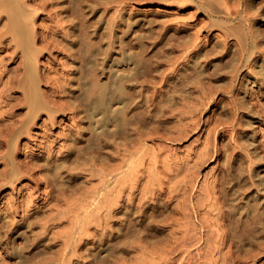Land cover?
Returning <instances> with one entry per match:
<instances>
[{"label": "rangeland", "instance_id": "obj_1", "mask_svg": "<svg viewBox=\"0 0 264 264\" xmlns=\"http://www.w3.org/2000/svg\"><path fill=\"white\" fill-rule=\"evenodd\" d=\"M32 1L27 0V2H26V0H25V2H24L21 0V3L22 2L25 3V5H26V7L24 6L25 10H26V8H28V9L31 8L30 9L31 11H32V9L34 10V11H32L33 13L30 11V13H28V14L31 16V19H32L31 21L34 20L33 21L34 22L33 27L36 29V30L34 29L35 30L34 32L35 33L37 32L36 33V39H35V46L37 49L41 50V51L38 50L39 54H37V56H38L37 57V63H35V64H36V68H37L36 69L37 78L39 79L38 90L42 95L41 100H42L44 108H42V110H38L37 113L30 119H28L26 116L24 117V115H23V112H24V114H25V112H28L27 107L25 105H22V104L18 105V102L21 100L20 91H22L21 90L22 88L21 87L19 88L18 85L15 83L16 80L21 79L24 75L22 73L23 70L21 67L24 64L23 63L24 57L19 52V50H15L13 47H11V45L13 46V43H11L8 40L10 38L9 34L8 35L6 34L5 37L3 36L4 39L3 38L0 39V42L2 40V42L0 43V48H1L0 49V58L1 57L3 58V63H0V68H1L0 72L4 71V70H5L4 72H6V73H3L1 76L0 89L2 87L1 86L2 83H4V80H6L5 82H7L9 79L10 85L13 81H14L13 84H16V85H11V87H14V88H10V90H6L7 92H5L4 95L6 96L5 98H7V99H5V100L1 99L2 103H3V101H5V103H3L2 105H3V107L5 106L4 110H6L4 112V115L2 118H3V120H7V123H8V120H10V122L12 123L11 124L9 122L10 125H8L6 133H10L11 131H15L16 134H14V132H11L12 134H10L9 137H7L8 136L7 134L5 135L7 139L8 138L10 139V142H9L10 146H9V153H8L9 160H8V158H7L8 161L6 160L7 161V168H5L6 163L4 162V159L2 161H1V159H2L3 155L6 154L8 146L3 141V139H5V136L3 135V137H2L0 135V138H2V139H0V142L2 141L0 143V145H1L0 148L2 147V149H3V150L0 149V152H1L0 153V172H1L0 173V175H1L0 176V185H2V186H0V264H19V263L22 264L21 260H23V264H62V263L64 264V262H65V264H264V63H263L264 62V53H263L264 51H262V50H264V0H239V1L238 0H224V1L223 0H215V1L214 0H206V1L205 0H185L184 2H187V4L184 3L182 0H180V1L179 0H176V1H174V0H171V1L170 0H112V1L107 0V2H106V0H104L105 2H103V0H93V1L92 0H87V1L83 0V1H81L82 3H80L81 6L79 5V2H78L80 0H32ZM181 1L183 2V4L178 3ZM207 1L208 2L211 1L210 3L213 4L215 7L217 5L219 6V4L216 5V3L220 2V3L224 4V5L220 4V7L222 5L221 8L219 7L220 8L219 10L221 12H219V10L217 8L218 6H217L216 7V10H217L216 13H212L210 8H208V5L205 4V2H207ZM28 2L30 4H28ZM77 2H78V4H77ZM200 3H203L202 7L200 6ZM236 3H237V5H236ZM105 4L107 7L105 6ZM126 4H128V5H126ZM225 5H226V7H225ZM122 6H123V8H122ZM79 8H80L81 12H79ZM116 8L118 9V11ZM223 8H226L228 10L223 9ZM222 11H223V13H222ZM26 12H27V10H26ZM115 13H118V14H115ZM225 13H228V14H225ZM2 15L3 16L1 17V21H0V28L1 29H3V25L5 24V20H6L5 14L3 13ZM179 15L183 16V17H180ZM115 16H118V17L115 18ZM174 16H175V20L173 21ZM184 16H185V18H184ZM99 17H101L102 19L101 18L99 19ZM191 17H193V18H191ZM159 19H163V20L165 19V20L161 21ZM176 19H177V21H176ZM240 19H242V20H240ZM3 20H4V22H3ZM156 20H158V21H156ZM166 20H167V23H166ZM170 20H172V21H170ZM225 21L226 22L228 21L227 24ZM149 22H151V23H149ZM154 22H156V23H154ZM162 22H163V24L165 22L166 25L161 24ZM180 22H181V26H180ZM82 23L85 24L84 27L82 26L83 25ZM168 23H170V24H168ZM176 23L179 25H177ZM149 24L152 26H150ZM158 24H160V25H158ZM184 24H185V26H184ZM200 24H202V25H200ZM86 26H87V28H85ZM161 26L164 28H162ZM173 26L174 27L176 26V27L172 28ZM193 26L196 28L194 29ZM228 26H229V28H228ZM237 26H238L239 30L236 28ZM240 26L242 27L241 29H240ZM184 27H186V28H184ZM199 27L201 28V30ZM81 28H83V29H81ZM230 28H231V30H230ZM153 29H155V30H153ZM188 29H190V31ZM192 29L196 30V32L193 31ZM232 29H233V31L234 30L235 31L233 32ZM81 30L84 32L81 33ZM159 30H161V31H159ZM236 30H238L237 33H236ZM240 30L242 33L240 32ZM248 30H249V33H248ZM227 31H229L231 34ZM243 31H245V32H243ZM156 32L158 33L157 35H156ZM188 32L190 33L189 34L190 36L188 35ZM192 32H193V34H192ZM222 32L225 34H223ZM238 32L240 35H237ZM252 32H254L255 34L257 33L258 35L257 34L255 35ZM83 33L86 34L87 37H86V35L84 37ZM179 33H181V34H179ZM243 33L244 34L246 33V36H244ZM149 34L152 35L153 37L155 36V38H152V36H150ZM173 34H176L177 37H175L176 35L174 36ZM184 34H185V36H184L185 40L184 41H186L185 43L189 44V42H190V45H188V46L183 41V39H184L183 35ZM196 34L198 36H196ZM82 35H83V37L81 38ZM147 35H149V36H147ZM178 35L180 37L182 35V37H181L182 39ZM186 35H188L190 38L189 37L186 38ZM194 35L196 37H194ZM231 35H234V36H231ZM235 35H237V36H235ZM72 36H75L77 38L72 37ZM157 36H158V38H157ZM171 36H172V38H171ZM173 36H174V38H173ZM191 36L193 37V39H195V38L197 39V40H195V42H194V40H192L194 44L193 43L191 44V42H192V41H190L192 39ZM50 37H52V39ZM258 37H260L261 39ZM165 38H167V39H165ZM236 38H238L239 40ZM249 38H250V40H249ZM255 38H257V39L255 40ZM82 39L83 40L86 39L87 43L81 44L82 42L85 41V40L82 41ZM179 39H181V40H179ZM10 40H11V38H10ZM48 40H50V41H48ZM79 40H80V42H79ZM3 41H5V42H3ZM88 41H90L91 44H90V42L88 44ZM172 41L174 43H176V41H177L176 44L179 43V45H182V44L183 45L182 46L177 45L176 46L177 48H175V46H174L175 44ZM241 41H242V43H241ZM52 42H54V43L52 44ZM78 42H79V44H81L82 47H80V45L78 46ZM9 43H11V44L9 45ZM55 43H57V44H55ZM76 43H77V46L80 48H78L76 46ZM5 44H8V45H5ZM84 44H86V45H84ZM95 44H97V45H95ZM140 44L141 45L143 44V45L141 46ZM256 44H258V46ZM108 45H109V47H108ZM168 45H169V47H168ZM88 46L90 48L92 46V48H91L92 51H90V48ZM64 47H65V49H64ZM140 47H143V49H141ZM178 47H180V48H178ZM194 47H195V49H194ZM257 47H259V48H257ZM82 48L85 51L88 49V51L85 52L87 54L89 52L93 53V56H91L90 53L88 55L83 53L86 56H89V57L91 56V58H92L91 59V58H88L85 56L86 60L88 59L87 62L84 61L85 63H87L86 65L83 62V60H82V62L80 61L83 58H79V57H81L79 54L82 53L81 52ZM96 48H99V49H96ZM183 48H184V51H183ZM223 48H224V50H226L225 51L226 53L224 52ZM11 49L12 50L14 49V50L12 51ZM93 49H96V50L94 51ZM190 50H194V51H190ZM206 50L211 52V53L207 52ZM212 51H213V53H212ZM15 52H17V54H15ZM95 52H97V53H95ZM179 52H181V53H179ZM215 52H219V53H215ZM241 52H243V53H241ZM186 53H188V54H186ZM163 54H164V56H163ZM197 54H198V56H197ZM211 54H214V55H211ZM18 55H20L19 56L20 58L18 57ZM179 55L180 56L182 55V58ZM176 57H178L179 59ZM95 58H96L97 63H96V61H94ZM166 58H168V59L170 58V59L168 60ZM205 58L207 60H205ZM239 58L241 60H239ZM6 59L9 61L6 62ZM197 59H199L198 62L196 61ZM166 60L169 62H167ZM93 61L95 63V66H94ZM124 61H126V62H124ZM89 62L91 63L90 65H88ZM254 63H256V64H254ZM68 64H69V66H68ZM70 64H72V65H70ZM97 64L98 65L100 64V66H98ZM91 65L94 67H91ZM134 65L136 66V70H138V71L134 70V68H135ZM145 65H146V68H145ZM84 66H85V68H89L87 70L91 69L92 74L89 71L88 72L90 73V75L86 74L87 71H85L86 69L84 68ZM137 66H139V67H137ZM143 66H144V68H142ZM94 68L97 72L94 70ZM231 68L233 69V71ZM79 69L81 71H85V72H81ZM147 69H149V70H147ZM255 69L257 71H255ZM258 69H259L260 73H259ZM17 70L19 72L20 71L21 72L19 73ZM194 70L195 71L197 70V72H195ZM261 70L263 71V73ZM185 71L188 72V74ZM219 71H220V75H216V73L219 74ZM15 73L19 74L18 75L19 77L17 75H15ZM82 73H84L85 76L83 75V77H85V78L82 77ZM135 73H137V74H135ZM198 73H200V75H198ZM261 73H262V75H261ZM49 74H51V75H49ZM121 74H123L124 76L122 75L123 76L122 77ZM129 74H131V75L135 74V75H133V77L130 75L132 77V78H130ZM208 74H209V76H208ZM91 75H94V76H92V79H91ZM116 75H118V76L120 75V76L118 77ZM192 75L194 76V78L196 80L193 78ZM212 75H214V76H212ZM79 76H80V78H79ZM135 76H137V77H135ZM181 76H184V77H181ZM198 76H200V77H198ZM7 77H8V79H6ZM114 77L116 78L117 81L115 80ZM124 77H126L125 80H124ZM44 78H46V79H44ZM121 78H122L123 82H121L122 81ZM138 78H139V80H138ZM180 78H181V80H180ZM87 79L91 80V81H89L90 83L87 81ZM94 79H96V80L94 81ZM77 80H80V81L85 80V82L79 83V81H77ZM129 80L130 81L134 80V82H130ZM164 80L166 83L164 82ZM168 80H172L170 82V84H169ZM173 80L176 84L179 82L177 84L179 86L184 81H185V83L187 81V84H185V83L182 84V85H184V87L183 86L180 87L181 89L183 87V89H182L183 91L181 90L183 93L179 91L180 90L179 86L177 87V85L173 82ZM57 81L60 83H58ZM111 81H113V82H111ZM127 81H129L130 83H128ZM190 81H191L192 85L190 84ZM91 82H93V84ZM115 82L118 83L119 85H117ZM125 82H126V84H125ZM78 83L80 86H82L81 88H79L80 86L78 85ZM85 83H87L88 86H90L91 84L93 86H95L96 84H98V85H96L97 88H96V86L95 87L90 86L88 88V86L85 85ZM94 83H95V85H94ZM114 83H115V85H113ZM132 83L134 84L133 85L134 88L132 86ZM171 83H173V84H171ZM60 84H62V85L64 84L63 86H65V84H68L69 86L66 85L65 88L62 86L63 88H61ZM81 84H84L88 90L84 87V85H81ZM99 84H101V85H99ZM193 84H195V85H193ZM200 84H203V85H200ZM40 86H41V88H40ZM100 86H101V88H100ZM227 86H228V88H227ZM57 87H60V88L57 89ZM66 87H67V89H66ZM83 87L85 88V90H83ZM128 87H129V89H128ZM169 87L172 89H170ZM98 88H100L99 89V95H98V93L97 94L95 93L98 91ZM173 88L174 89L176 88L177 90L173 91V93H172ZM80 89H82V90L80 91ZM89 89L92 90V92ZM102 89H103V91H102ZM109 90L110 91L112 90V91L109 92ZM128 90H131V91H128ZM44 91H47V92H45V94H44ZM48 91L50 94L52 91H54V92H52V93H54V95L51 94V96H50ZM83 91H84V93H83ZM113 91H115V92H113ZM177 91H179L180 93ZM103 92L105 94H108L109 96L113 92L117 96L120 95V97L123 98V100L125 99L124 101L130 100L129 102L127 101L129 104L127 102H123L122 105H121V103H118L115 101L109 103L110 110L112 109L111 111H117L118 118H119L118 120H120V119L121 120H127L129 118V116H133V115L134 116L132 117V119L135 118V119H133L134 121L130 119L131 117L128 119V121L129 120L131 121V122L129 121L130 122L129 124L133 125V122H134L135 125H133V126L129 125L128 122L126 124V121H125L124 123L127 125L125 127V126H123L124 123H122L123 124L122 125L121 120L119 121L120 124L122 125V126H120V127H122V128H120L121 130L130 131L132 128L134 130H131L130 132L127 131V133L123 131L121 134H113V133L107 131V132H109L108 134L111 135V137H108V139L111 138L110 141L108 140L107 142H104V141L102 142L100 137L97 136V134L98 133L100 134L102 129H105V128H107V130H109L111 128L110 131L113 132V128L115 129V127L112 125H115V123L114 124L108 123L109 125H107V126H109V128L106 126H103L102 122H99V118H100L101 114L100 113H98V114L92 113L93 109L91 106H94V105L93 104L89 105L92 102L91 99H93L95 97V94L100 96L101 94H103ZM118 92H119V94H118ZM167 92H169V93H167ZM174 92H176V93H174ZM202 92H203V94L201 95ZM258 92H260V93H258ZM46 93H47V96H46ZM55 93H56V95H55ZM65 93H67V94H65ZM91 93H92V95H91ZM154 93H157V95ZM223 93H224V95H223ZM237 93H239V94H237ZM6 94H8V95H6ZM161 94H163V95H161ZM165 94H166V96H165ZM43 95H44V97L46 96V98L48 99V102H47L46 98H43ZM123 95H124V97L126 96L127 99H126V97L125 98L122 97ZM167 95L169 98H171V100H170L171 102L169 101ZM199 95H201L200 97L203 98L202 99L203 100L202 106H199V102L201 101L200 100L201 98L199 97ZM54 96L56 98H54ZM73 96H75V98L77 100H75V98ZM77 96H79V97H77ZM83 96L84 97L87 96L86 97L87 99L86 98L84 99ZM128 96H130V98ZM138 96H140V97H138ZM157 96L160 98L157 99ZM182 96H183V99L181 100ZM16 97H18L20 99H18ZM51 97H53L57 102L59 100H61V101H59L57 104V102ZM132 97L135 98L134 99L135 101L132 100L133 99ZM143 97H145V98H143ZM151 97H152V99H150ZM164 97L166 99H168V102L166 99H164ZM184 97H186V99ZM57 98H59V100H57ZM72 98H73V100H72ZM178 98L180 101L178 100ZM49 99H53L56 103L55 105H57V106L59 104L60 105L62 104V105L61 106L59 105L60 107L56 108L57 106H54V103H53L54 101L49 100ZM143 99H145V100L149 99V103L147 102L148 100H146L147 103H145L143 101ZM156 99L159 101H157ZM160 99L162 100V102ZM173 99H174V102H173ZM195 99H196V101H195ZM78 100H79V102L80 101L81 102L78 103ZM87 100L90 101L88 104L84 102ZM165 100H166V103H164ZM15 101L17 103H15ZM177 101H178V104H177ZM186 101L187 102L190 101L191 103L190 102L187 103ZM234 101L235 102L240 101L241 103L240 102L239 103L241 106L239 105V103H235ZM137 102H139L140 105H138L139 103L137 104ZM193 102H196L197 104H195V103L193 104ZM6 103H8V104L10 103L13 105H10V104L8 105ZM81 103L85 107L82 106ZM124 103H125V105H124ZM130 103H131V105H130ZM160 103L163 104V106ZM180 103H181V105H180ZM242 103L245 106L244 105L242 106ZM86 104L91 108L90 109H89V107L87 108ZM115 104L120 109H118V107ZM152 104H154V105H152ZM155 104H157L159 107ZM73 105L75 107L79 105L80 107H78V109H77ZM123 105L125 106V108L128 107L126 114L124 112L122 114V110H123L122 108H124ZM127 105H130V106H127ZM133 105H135V107H136L135 109H137L138 112L141 110L140 113H136L137 111L135 109H132ZM195 105H197V106L195 108V112H193L194 111L193 108L195 107ZM200 105H201V102H200ZM15 106H19V107L15 108ZM66 106H68V107H66ZM191 106H194V107L192 108ZM231 106H233V107H231ZM235 106H236V108H235ZM238 106H240L242 108H239ZM49 107H52V109H50ZM53 107H55V108L53 109ZM82 107H83V109H82ZM143 107H144V110H143ZM152 107H154V110L155 109L156 110L154 111ZM84 108H87V109L85 110ZM115 108H117L118 110ZM147 108H149V109H147ZM159 108H160V110H158ZM174 108H176V109H174ZM88 109L91 112V114L89 111H87ZM76 110H77V114H76ZM82 110H84V111H82ZM189 110H191L192 112H190ZM8 111H9V113H8ZM11 111L13 112V114ZM46 111L48 114L45 113ZM129 111L130 112L132 111L133 113H130ZM151 111H154V112H151ZM156 111H157V114H156ZM165 111L167 114L165 113ZM196 111H198V112H196ZM84 112L85 113L89 112V113L85 114ZM6 113H8L11 116H9ZM83 113L85 115H83ZM149 113H151L152 116L154 114V119L151 116V114L149 115ZM71 114L74 118L71 116ZM87 114H89V119L90 118L92 120L94 118L96 119V120L95 119L93 120V125L91 122L92 120L90 119L91 120L90 121L88 119ZM143 114L145 115V117ZM20 115H23V116H20ZM121 115L125 116V117L128 116V117H126V119H125V117H123V119H122ZM135 115H137V116H135ZM148 115L151 117H149ZM176 115L180 118V120L182 118H184V116H185V118H184L185 121L182 123L183 126L181 124L183 119H182V121H180ZM83 116L84 117L86 116L85 120H84ZM98 116H99V118H98ZM160 116H163V117H160ZM20 117H21V119H23V117H24V119L21 120ZM81 117L83 120L81 119ZM92 117H94V118H92ZM136 117H138V119ZM13 118L16 120H14ZM86 118L88 119V121ZM141 118H145L146 121L144 119H141ZM148 118H149V120H147ZM160 118H162V119H160ZM153 120H157V121L153 122ZM190 120H192V121H190ZM14 121L15 122L17 121L16 123L20 124V125L16 126L17 124ZM137 121H140V122L138 123ZM177 121H180L179 122L180 124L177 123ZM87 122H89V123H87ZM135 122H137L138 124H136ZM144 122H146V124H148L150 131L148 128H145L146 131H145V129L141 130L140 126L142 128L147 127V125L144 124ZM149 122H151V124H152L151 126H150ZM156 122H159V123H156ZM98 123H100L101 125H99ZM140 123L142 125H140ZM174 124H175V126H174ZM191 124H192V126H191ZM12 125H15V126L12 127ZM90 125L92 126V130H90L91 129ZM100 126H101V128H100ZM190 126L192 127L193 130L191 129ZM9 127H12V129H14V130H12L11 128L9 129ZM188 127H190V128H188ZM30 128H31V130H29ZM83 128H85V130ZM93 128H94V130L97 128H100V131H98L96 133L97 130H95V132H94ZM19 129H20V131H19ZM135 129H137V131ZM138 129H140L141 132H143L142 135L139 134L141 132L138 131ZM178 129H179V132H178ZM9 130H10V132H9ZM23 130H24V133H22ZM80 130H82V132ZM26 131H27V134L25 133ZM91 131H93V132L91 133ZM133 131H135L136 133ZM184 131L186 133H184ZM89 133L92 135H90ZM128 133L130 135L127 136L128 138L126 139L125 137ZM179 133L181 134V137H180ZM20 134L22 136H19ZM77 134H79V135H77ZM133 134H135V136H133ZM143 134H145V135L143 136ZM148 134L151 137H147ZM151 134H153V135H151ZM65 135H67V136H65ZM116 135H118V136H116ZM136 135L137 136L139 135L138 139H140V140L143 139L142 136L144 137L143 141L141 140L143 143L145 141L144 145L140 144L138 142L140 140H138L136 138L137 137ZM34 136H36V137H34ZM95 136H97L98 138L97 137L95 138ZM115 136L117 137L118 140L116 139ZM132 136L134 137V139H132L133 138ZM114 138L117 140V142L115 141ZM130 138L134 142L132 140H130ZM178 138H180V139H178ZM88 139H90V140H88ZM92 139H96L95 142H97L98 145L94 144V140L92 141ZM121 139L122 140L125 139L124 141H126V140H128V141L124 142ZM135 139H136V141L138 140L137 142L140 145L136 144L137 146H135V144H133V143H137L135 141ZM111 140H113L112 143H111ZM84 141L86 142V145H88V146H86L84 144L85 143ZM89 142L92 143L93 146L97 145L100 148L96 147V150H94L95 147L93 148V146H90L92 144L89 145ZM114 142H116V143H114ZM119 142H121L123 145L125 143L127 147L122 146V144ZM17 143H18V145H17ZM49 143L52 145H49ZM99 143H100V145H99ZM104 144L107 146H105ZM128 144L130 147L128 146ZM130 144H132V146ZM43 145H45V148H43L44 147ZM47 145H49V146H47ZM68 145H69V148H68ZM71 145H73V146H71ZM52 146H54V147H52ZM134 146H135V148H134ZM49 147L52 149H50ZM55 147H56V149H55ZM61 147L63 148L64 152H62ZM77 147L78 148L80 147V149H79L80 151L82 150V147L85 149L87 148L86 153H84L85 152L84 149H83L84 151L83 150L81 152L78 151ZM102 147L105 148L106 151ZM107 147H108V150H107ZM112 147H114V149ZM123 147L128 151L126 152ZM137 147H140V148H137ZM13 148H15V149H13ZM143 148H144V150H143ZM45 149H47V150H45ZM64 149H66V150H64ZM89 149H92V150H89ZM98 149L99 150L103 149L104 151L100 150V152H99ZM109 149H112V151L116 150L115 154H116L117 149H118L119 150L118 152L122 153L121 154L122 160H121L120 155L118 153H117V155H119V157H117V155H115V154L114 155L112 154L113 155L112 156L111 153H113L114 151L110 152L111 150H109ZM130 149L133 151V153ZM150 149L153 150L154 153H151L153 151H151ZM137 150H138V152H137ZM149 150H150V153L148 154ZM201 150L204 151V153ZM50 151L51 152L53 151L54 152V153L52 152L53 155L54 156L56 155V156L54 157L52 155V153H50ZM145 151H147V153ZM48 152H49L50 158H52L51 161L56 162V163L51 162L52 164H54L55 166L56 165L59 166V164H60L58 162L59 157H60L59 159H61L59 161L62 162V164L64 163L63 165L60 164L61 167L63 166L62 169L59 171L60 175H58V174L55 176L53 174L50 175L49 172H46V170H44L45 168L44 169L41 168L43 166V164L46 165L47 160L49 161V159H50L49 156L47 155ZM56 152L59 154H57ZM107 152H109V155ZM42 153H44L46 155H43ZM75 153H76V155H75ZM105 153H107L106 156H105ZM141 153H142V155H145L146 157L142 156ZM82 154H84V155H82ZM152 154H153V156H152ZM110 155L113 158L110 157ZM125 155H127L128 157H125ZM136 155H137V157L140 158L139 162H143L142 164L140 163L142 168L144 167L143 169L142 168L140 169L141 166L139 165V162L137 161L138 158L136 157ZM157 155L160 157L161 160L159 159V157ZM100 156H103V157L100 158ZM108 156L111 159H109ZM114 156H116V157H114ZM28 157L31 159L33 158V159L31 160ZM46 157L49 159H47ZM91 157H93V158H91ZM104 157H106L105 158L106 160H104L105 165H104V162L102 161ZM124 157H125V159L128 158L129 162L126 161L124 159ZM197 157L199 158V160ZM15 158L18 161L15 160ZM38 158H39V160H38ZM63 158H64V160H63ZM84 158L87 160H85ZM117 158L119 159L118 162H116L118 160ZM133 158H135V159H133ZM170 158H172V159H170ZM55 159H56V161H55ZM146 159H147V161H146ZM29 160L33 161V163L35 162L34 164L36 166L31 162L29 164ZM40 160H42V161H40ZM45 160H46V162H43ZM107 160H108V164H111L110 163L111 160H112V163L116 160L115 161L116 163H113L114 166L110 165L112 167L111 170H110V167L108 170L109 165L106 163ZM120 160L122 162V165L124 164L126 167L124 165H123L124 167L122 165H120L121 164ZM124 160L128 163L125 164L126 162ZM134 160H136V162L138 163L137 166H135L136 162H134ZM143 160L146 162H148V160L149 161L151 160V162L146 163ZM152 160L155 161L154 162L155 164L153 163ZM162 160L164 161V163ZM166 160H167V163L165 164ZM200 160H202V161H200ZM66 161H67V163H66ZM70 161H72V162H70ZM159 161H160L162 166L164 165L166 167L159 166L160 165V164H158ZM202 162H203V164H202ZM17 163H19V165H21V166L19 167V165ZM41 163H42V165H40ZM69 163H71V164H69ZM77 163H79V164H77ZM131 163L135 164L134 167H137V168L136 169L133 168ZM8 164H10V165L8 166ZM24 164L26 166H29V167H27V168L24 167L25 166ZM167 164H169L170 167L173 166L174 168L172 167L170 170V167H168ZM189 164H190V166H189ZM32 165H34L33 166L34 168L32 167ZM37 165L38 166L40 165V167L37 168ZM66 165H68V168L71 167L70 171L68 168H67V170H65ZM115 165H117V166L115 167ZM118 165L120 168L118 167ZM129 165L131 166L132 169H130ZM152 165L154 168L151 167ZM22 166L24 169H27V172L23 171L24 169L22 168ZM74 166H75V169H74ZM104 166L107 167V170L111 171V172H112L113 167H114V170H113L114 174L106 171L105 170L106 168ZM145 166H147V168ZM8 167L10 168V170H7ZM121 167H122V170H119V169H121ZM156 167H158V169ZM159 167L161 168V170ZM248 167H250V168H248ZM21 168L23 170H21ZM30 168H32L34 170L33 171L30 170ZM148 168H149V170L153 169L154 171H156V173H153L155 175L150 174L153 172L152 170H150V171H152L150 173H148V172L146 173L144 171V170L149 171ZM163 168L165 170H163ZM167 168H169V170ZM72 169H74L75 171ZM185 169H187V171ZM228 169H229V171H228ZM5 170H6V173H5ZM28 170H29V173H28ZM128 170L129 171L132 170L134 173V176L132 174V171L129 172ZM159 170L161 171V176H159L160 175ZM174 170L178 173H176ZM181 170H182V172H181ZM8 171H10V172L8 173ZM114 171H117V172H114ZM141 171H143V172H141ZM168 171H171V173ZM172 171H173V173H172ZM102 172H103V174H102ZM107 172L110 174H108ZM127 172H129L128 174L131 173L133 176L131 179L130 175H129L130 177L128 178V176H127L128 174L127 175L125 174L126 178H128V181H126L124 179V177L123 178L121 177V174H124ZM135 172H137L136 176H135ZM157 172L159 174H157ZM164 172H166V173H164ZM142 173H143L144 179H143V177H139L140 174H141L140 176H142ZM163 173L165 175H162ZM48 174L50 177H48ZM144 174L149 175V176L147 177ZM175 174H176V176H175ZM115 175H116V177H115ZM157 175L159 177H157ZM5 176L10 177V181L7 180L5 182V184H3ZM21 176H22V178H21ZM51 176H52V178H51ZM53 176H54V178H53ZM58 176H60V177H58ZM122 176H124V175H122ZM145 177H147L148 181L145 180ZM155 177L157 179H154ZM46 178H51L54 180L56 178L57 179L54 182V180L50 181V179L48 180ZM168 178L169 179L171 178V179L169 180ZM120 179L125 180V183H126L125 186L124 185L122 186L124 181H123V183L121 182V184H119V185L117 184V182H119ZM149 179H151V180L149 181ZM237 179H239V180H237ZM133 180L135 181L136 184L133 183L134 182ZM182 180H183V182H182ZM130 181H132V182H130ZM168 181L170 183H168ZM47 182H49V184ZM51 182H53V183H51ZM144 182H146L147 184L149 182V185L152 187H150L149 185L147 186L146 183H145L146 186H145V184L143 185ZM159 182H160V184L162 182V185H160ZM171 182H173V183H171ZM56 183L58 184V186H55ZM128 183H130V184L128 185ZM131 183H132V185L135 184L136 187L134 185H133L134 187L133 186L129 187L131 185ZM53 184H54V186H52ZM67 184L70 185L69 188H68ZM120 185H121V187L119 188L118 186H120ZM153 185H154V189H153ZM112 186L114 187V191H112L113 190ZM141 186H142V188L144 187L143 189H145V187H146L148 189V193H147V189L144 192V190L141 188ZM54 187H56V188H54ZM162 187L164 190L162 189ZM122 188H125V190L123 189V191H122ZM128 188H130V190ZM151 188H152L153 192L151 191ZM155 188H156V190H155ZM115 189H117L119 192L121 191L120 193H122V194H119V192H117ZM106 190H108V191H106ZM109 190L111 191L110 193H109ZM139 191H140V193H139ZM141 191H142V193H141ZM157 191H158V193H156ZM168 191H172V192L174 191L175 193L168 192ZM106 192H108V193L106 194ZM126 192L127 193L131 192V193H128L129 194L128 195ZM143 192L146 194H143ZM59 193H61V195ZM64 193H67V194L65 195ZM124 193H125V196H124ZM25 194H27V195H25ZM57 194L59 196H57ZM140 194L142 195V197H144V195H145V197H144L145 199L142 197H139ZM155 194L156 195L158 194V195L156 196ZM121 195H123V196H121ZM127 195H128V197H130L129 199L131 201L128 200V197L126 198ZM105 196H106V198H105ZM137 196L139 197V199L137 198ZM235 196H236V198H235ZM29 197H30V199H29ZM133 198H134V200H133ZM140 198H141V200H143V202L141 201L143 204H141V202L139 201ZM109 201H110V203H109ZM115 201H116V203H115ZM26 202H28V203H26ZM105 203L107 206L105 205ZM129 203H131V204H129ZM137 203H139V204H137ZM51 204H53V205H51ZM114 204H116V205H114ZM137 206H139V208ZM252 206L255 207V210H252L253 209ZM125 207H126V209H124ZM127 208H129V209H127ZM139 209L144 210V212H143L144 214ZM217 209H219V210H217ZM251 211H253L254 213ZM255 211H256V213H255ZM56 213H58V214H56ZM107 213H110V214H107ZM215 213L217 215H215ZM254 214H255V216H254ZM261 214H263V215H261ZM105 216H109L110 218L107 219V217H105ZM252 218H254V219H252ZM52 219H53V221H52ZM126 219H128V220H126ZM54 220H55V222H54ZM259 220H260V222H259ZM39 221H41V222L39 223ZM181 222L183 223V225ZM43 223H45V224H43ZM206 223H208V224H206ZM64 224H66V225H64ZM252 225H253V227H252ZM255 225H257V226H255ZM40 229H41V231H40ZM241 229L243 231H241ZM244 231H248V232H244ZM19 233H20V235H19ZM194 233H195V235H194ZM185 234L187 237L185 236ZM218 234H220V235H218ZM240 234L242 236H240ZM189 236H190V238H189ZM179 237H180V239H179ZM187 239H189V240H187ZM22 244H24V245H22ZM63 245H65V247ZM17 247H18V249H17ZM58 247H59V249H58ZM17 253H18V255H17ZM48 253H49V255H48ZM153 253H155V255ZM159 253H161V254H159ZM67 256L70 258H68ZM64 258H66V259H64Z\"/></svg>", "mask_w": 264, "mask_h": 264}, {"label": "bare ground", "instance_id": "obj_2", "mask_svg": "<svg viewBox=\"0 0 264 264\" xmlns=\"http://www.w3.org/2000/svg\"><path fill=\"white\" fill-rule=\"evenodd\" d=\"M22 1L25 2V0H22ZM31 1H32V0H31ZM81 1H83V0L78 1V2H79V5H80V3H82ZM86 1H87V0H86ZM92 1H93V0H92ZM111 1H112V0H111ZM111 1H110V2H111ZM170 1H171V0H170ZM174 1H176V0H174ZM174 1H173V2H174ZM179 1H180V0H179ZM182 1L184 2L185 0H182ZM182 1H181V2H178V3H182V4H183ZM205 1H206V0H205ZM214 1H215V0H214ZM223 1H224V0H223ZM238 1H239V0H238ZM24 2L21 3V0H0V21H1V17L3 16V15H2L3 13L5 14V17H6L5 24L3 25V29L0 28V39H2V38L4 39L5 35H6V34H7V35L9 34L11 40H10V38H9L8 40H9L11 43H13V46L11 45V47H13L15 50H19V52H20V53L23 55V57H24V60H23V63H24V64H23V66L20 65V66L22 67V70H23L22 73H23L24 75H23V77H22L21 79L16 80L15 83L18 85L19 88H20V87L22 88V89H21L22 91H20V93H21V100L18 102V105H19V104H22V105H25V106L27 107L28 112H25V114L27 113L26 115H25L24 112H23V115H24V117L26 116L28 119H30V118H32V117L37 113L38 110H42V108H44V107H43V103H42V100H41L42 95H41V93H40L39 90H38L39 79L37 78V71H36L37 68H36V64H35V63H37V57H38L37 54H39V51H41V50L37 49L36 46H35V39H36V33H37V32H36V33L34 32V31L36 30V29L33 27V26H34V24H33V23H34V22H33L34 20L31 21V20H32V19H31V16L28 14V13H30V11H31L30 9H31V8H29V9L26 8V10H27V12H26V10H25L26 5H25ZM26 2H27V0H26ZM32 2H33V1H32ZM78 2H77V4H78ZM90 2H91V1H90ZM96 2H97V1H96ZM100 2H101V1H100ZM103 2H105V1L103 0ZM106 2H107V0H106ZM118 2H119V1H118ZM152 2H153V1H152ZM210 2H211V1H210ZM210 2L207 1V2H205V4L208 5V8H210V10H211L212 13H216V11H217V10H216V7L218 6L217 4H219V6L217 7L218 10L222 7V5H224V4H222V3L219 2V3H216L217 6L215 7V6H214L213 4H211ZM221 2H222V1H221ZM23 3H24V4H23ZM97 3H98V2H97ZM113 3H114V2H113ZM120 3H121V2H120ZM126 3H127V2H126ZM136 3H137V2H136ZM166 3H167V2H166ZM184 3L187 4V2H184ZM213 3H214V2H213ZM224 3H225V2H224ZM253 3H254V2H253ZM28 4H30V3L28 2ZM83 4H84V3H83ZM182 4H181V5H182ZM188 4H189V3H188ZM214 4H215V3H214ZM220 4H222L221 7H220ZM89 5H90V4H89ZM126 5H128V4H126ZM236 5H237V3H236ZM24 6H25V7H24ZM40 6H41V5H40ZM80 6H81V5H80ZM100 6H101V5H100ZM105 6H106V4H105ZM123 6H124V5H123ZM123 6H122V8H123ZM178 6H179V5H178ZM200 6L202 7V6H203V3H200ZM242 6H243V5H242ZM50 7H51V6H50ZM70 7H71V6H70ZM106 7H107V6H106ZM110 7H111V6H110ZM115 7H116V6H115ZM118 7H119V6H118ZM204 7H205V6H204ZM219 7H220V8H219ZM223 7H224V6H223ZM225 7H226V5H225ZM240 7H241V6H240ZM246 7H247V6H246ZM80 8H81V7H80ZM80 8H79V12H81V11H80ZM90 8H91V7H90ZM181 8H182V7H181ZM205 8H206V7H205ZM244 8H245V7H244ZM248 8H249V7H248ZM252 8H253V7H252ZM62 9H63V8H62ZM73 9H74V8H73ZM76 9H77V8H76ZM116 9H117V8H116ZM193 9H194V8H193ZM223 9H226V8H223ZM28 10H29V11H28ZM55 10H56V9H55ZM77 10H78V9H77ZM119 10H120V9H119ZM121 10H122V9H121ZM226 10H228V9H226ZM240 10H241V9H240ZM245 10H246V9H245ZM245 10H244V11H245ZM247 10H248V9H247ZM32 11H34V10L32 9ZM32 11H31V12H32ZM51 11H52V10H51ZM105 11H106V10H105ZM117 11H118V9H117ZM117 11H116V12H117ZM76 12H77V11H76ZM121 12H122V11H121ZM209 12H210V11H209ZM219 12H221V11L219 10ZM32 13H33V12H32ZM82 13H83V12H82ZM88 13H89V12H88ZM176 13H177V12H176ZM222 13H223V11H222ZM56 14H57V13H56ZM115 14H118V13H115ZM225 14H228V13H225ZM229 14H230V13H229ZM51 15H52V14H51ZM121 15H122V14H121ZM184 15H185V14H184ZM187 15H188V14H187ZM230 15H231V14H230ZM99 16H100V15H99ZM179 16H180V15H179ZM185 16H186V15H185ZM185 16H184V18H185ZM191 16H192V15H191ZM234 16H235V15H234ZM245 16H246V15H245ZM117 17H118V16H115V18H117ZM131 17H132V16H131ZM180 17H183V16H180ZM3 18H4V17H3ZM34 18H35V17H34ZM34 18H33V19H34ZM100 18H101V17H99V19H100ZM176 18H177V17H176ZM188 18H189V17H188ZM191 18H193V17H191ZM71 19H72V18H71ZM96 19H97V18H96ZM101 19H102V18H101ZM121 19H122V18H121ZM247 19H248V18H247ZM50 20H51V19H50ZM58 20H59V19H58ZM66 20H67V19H66ZM66 20H65V21H66ZM129 20H130V19H129ZM150 20H151V19H150ZM153 20H154V19H153ZM159 20L162 21L163 19H159ZM164 20H165V19H164ZM164 20H163V21H164ZM174 20H175V16H174L173 21H174ZM191 20H192V19H191ZM209 20H210V19H209ZM219 20H220V19H219ZM224 20H225V19H224ZM231 20H232V19H231ZM240 20H242V19H240ZM67 21H68V20H67ZM109 21H110V20H109ZM134 21H135V20H134ZM156 21H158V20H156ZM161 21H160V22H161ZM170 21H172V20H170ZM170 21H169V22H170ZM176 21H177V19H176ZM3 22H4V20H3ZM94 22H95V21H94ZM160 22H159V23H160ZM225 22H226V21H225ZM227 22H228V21H227ZM227 22H226V24H227ZM64 23H65V22H64ZM92 23H93V22H92ZM96 23H97V22H96ZM117 23H118V22H117ZM136 23H137V22H136ZM149 23H151V22H149ZM154 23H156V22H154ZM166 23H167V20H166ZM82 24H83V23H82ZM82 24H81V25H82ZM113 24H114V23H113ZM161 24H163V22H162ZM164 24H165V22H164ZM164 24H163V25H164ZM168 24H170V23H168ZM176 24H177V23H176ZM182 24H183V23H182ZM193 24H194V23H193ZM203 24H204V23H203ZM237 24H238V23H237ZM237 24H236V25H237ZM84 25H85V24H83L82 26L84 27ZM116 25H117V24H116ZM128 25H129V24H128ZM149 25H150V24H149ZM158 25H160V24H158ZM165 25H166V24H165ZM177 25H179V24H177ZM200 25H202V24H200ZM62 26H63V25H62ZM82 26H81V27H82ZM129 26H130V25H129ZM150 26H152V25H150ZM180 26H181V22H180ZM180 26H179V27H180ZM184 26H185V24H184ZM187 26H188V25H187ZM195 26H196V25H195ZM118 27H119V26H118ZM157 27H158V26H157ZM161 27H162V26H161ZM165 27H166V26H165ZM175 27H176V26H175ZM175 27L173 26L172 28H175ZM189 27H190V26H189ZM193 27H194V26H193ZM193 27H192V28H193ZM200 27H201V26H200ZM200 27H199V28H200ZM50 28H51V27H50ZM85 28H87V26H86ZM128 28H129V27H128ZM162 28H164V27H162ZM184 28H186V27H184ZM190 28H191V27H190ZM195 28H196V27H194V29H195ZM228 28H229V26H228ZM233 28H234V27H233ZM236 28L238 29V26H237ZM241 28H242V27L240 26V29H241ZM34 29H35V30H34ZM81 29H83V28H81ZM141 29H142V28H141ZM150 29H151V28H150ZM181 29H182V28H181ZM194 29H192V30L196 32V30H194ZM197 29H198V28H197ZM256 29H257V28H256ZM66 30H67V29H66ZM127 30H128V29H127ZM138 30H139V29H138ZM153 30H155V29H153ZM157 30H158V29H157ZM172 30H173V29H172ZM174 30H175V29H174ZM177 30H178V29H177ZM188 30L190 31V29H188ZM188 30H187V31H188ZM200 30H201V28H200ZM217 30H218V29H217ZM230 30H231V28H230ZM238 30H239V29H238ZM238 30H236V33H237ZM159 31H161V30H159ZM232 31H233V29H232ZM234 31H235V30H234ZM234 31H233V32H234ZM257 31H258V30H257ZM67 32H68V31H67ZM82 32H84V31L81 30V33H82ZM128 32H129V31H128ZM153 32H154V31H153ZM174 32H175V31H174ZM176 32H177V31H176ZM227 32H229V31H227ZM233 32H232V33H233ZM240 32H241V30H240ZM243 32H245V31H243ZM258 32H259V31H258ZM52 33H53V32H52ZM79 33H80V32H79ZM185 33H186V32H185ZM222 33H223V32H222ZM229 33H230V32H229ZM241 33H242V32H241ZM248 33H249V30H248ZM252 33L255 34L254 32H252ZM62 34H63V33H62ZM69 34H70V33H69ZM83 34H84V33H83ZM150 34H151V33H150ZM150 34H149V35H150ZM154 34H155V33H154ZM157 34H158V33L156 32V35H157ZM177 34H178V33H177ZM179 34H181V33H179ZM189 34H190V33L188 32V35H189ZM192 34H193V32H192ZM192 34H191V35H192ZM197 34H198V33H197ZM197 34H196V36L199 35V34H198V35H197ZM223 34H225V33H223ZM230 34H231V33H230ZM243 34H244V33H243ZM256 34H257V33H256ZM256 34H255V35H256ZM55 35H56V34H55ZM67 35H68V34H67ZM70 35H71V34H70ZM74 35H75V34H74ZM85 35H86V34H84V37H85ZM149 35H147V36H149ZM164 35H165V34H164ZM173 35L175 36L176 34H173ZM188 35H186V38L190 36V35H189V36H188ZM237 35H240L239 32H238ZM237 35H235V36H237ZM241 35H242V34H241ZM257 35H258V34H257ZM261 35H262V34H261ZM3 36H4V37H3ZM44 36H45V35H44ZM51 36H52V35H51ZM64 36H65V35H64ZM75 36H76V35H75ZM75 36H72V37H75ZM150 36H152V35H150ZM168 36H169V35H168ZM174 36H173V38H174ZM178 36H179V35H178ZM184 36H185V34L183 35V37H184ZM196 36L194 35V37H196ZM231 36H234V35H231ZM231 36H230V37H231ZM244 36H246V33L244 34ZM48 37H49V36H48ZM65 37H66V36H65ZM67 37H68V36H67ZM82 37H83V35L81 36V38H82ZM86 37H87V35H86ZM144 37H145V36H144ZM144 37H143V38H144ZM175 37H177V35H176ZM179 37H180V36H179ZM179 37H178V38H179ZM181 37H182V35H181ZM181 37H180V38H181ZM191 37H192V36H191ZM223 37H224V36H223ZM239 37H240V36H239ZM252 37H253V36H252ZM256 37H257V36H256ZM50 38L52 39V37H50ZM75 38H77V37H75ZM75 38H74V39H75ZM79 38H80V37H79ZM81 38H80V39H81ZM105 38H106V37H105ZM147 38H148V37H147ZM152 38H155V36H154V37L152 36ZM157 38H158V36H157ZM169 38H170V37H169ZM171 38H172V36H171ZM189 38H190V37H189ZM258 38H260V37H258ZM51 39H50V40H51ZM53 39H54V38H53ZM69 39H70V38H69ZM86 39H87V38H86ZM86 39H84L85 41L82 39V41H84V42L81 41V42H82L81 44H83V43H87V40H88V39H87V40H86ZM165 39H167V38H165ZM181 39H182V38H181ZM181 39H179V40H181ZM221 39H222V38H221ZM228 39H229V38H228ZM236 39H238V38H236ZM242 39H243V38H242ZM242 39H241V40H242ZM256 39H257V38H255V40H256ZM260 39H261V38H260ZM6 40H7V39H6ZM8 40H7V41H8ZM50 40H48V41H50ZM76 40H77V39H76ZM100 40H101V39H100ZM136 40H137V39H136ZM173 40H174V39H173ZM175 40H176V39H175ZM179 40H178V41H179ZM184 40H185V37H184L183 41H184ZM192 40H194V42H195V40H197V39H196V38L193 39V37H192V39H191L190 41H192ZM238 40H239V39H238ZM238 40H237V41H238ZM249 40H250V38H249ZM255 40H254V41H255ZM51 41H52V40H51ZM70 41H71V40H70ZM188 41H189V40H188ZM245 41H246V40H245ZM1 42H2V40H1ZM1 42H0V43H1ZM3 42H5V41H3ZM55 42H56V41H55ZM79 42H80V40H79ZM79 42H78V46L80 45V47H82L81 44H79ZM89 42H90V41H88V44H89ZM164 42H165V41H164ZM167 42H168V41H167ZM172 42H173V41H172ZM185 42H186V41H184V43H185ZM11 43H9V45H10ZM53 43H54V42H52V44H53ZM140 43H141V42H140ZM168 43H169V42H168ZM173 43H174V42H173ZM176 43H177V41H176ZM176 43H174V44H175V45H174L175 48H177L176 46L179 45V43H178V44H176ZM180 43H181V42H180ZM192 43H193V41L191 42V44H192ZM224 43H225V42H224ZM237 43H238V42H237ZM241 43H242V41H241ZM259 43H260V42H259ZM47 44H48V43H47ZM47 44H46V45H47ZM55 44H57V43H55ZM88 44H87V45H88ZM90 44H91V42H90ZM108 44H109V43H108ZM122 44H123V43H122ZM147 44H148V43H147ZM181 44H182V43H181ZM185 44H186V43H185ZM193 44H194V43H193ZM215 44H216V43H215ZM5 45H8V44H5ZM63 45H64V44H63ZM74 45H75V44H74ZM84 45H86V44H84ZM95 45H97V44H95ZM140 45H141V44H140ZM142 45H143V44H142ZM142 45H141V46H142ZM166 45H167V44H166ZM169 45H170V44H169ZM169 45H168V47H169ZM182 45H183V44H182ZM182 45H179V46H182ZM186 45H187V46L190 45V42H189V44H186ZM197 45H198V44H197ZM213 45H214V44H213ZM223 45H224V44H223ZM256 45L258 46V44H256ZM51 46H52V45H51ZM55 46H56V45H55ZM69 46H70V45H69ZM76 46H77V43H76ZM78 46H77V47H78ZM92 46H93V45H92ZM92 46H91V48H92ZM129 46H130V45H129ZM191 46H192V45H191ZM193 46H194V45H193ZM224 46H225V45H224ZM247 46H248V45H247ZM8 47H9V46H8ZM66 47H67V46H66ZM80 47H78V48H80ZM83 47H84V46H83ZM88 47H89V46H88ZM88 47H87V48H88ZM108 47H109V45H108ZM110 47H111V46H110ZM143 47H144V46H143ZM143 47H140V48L143 49ZM149 47H150V46H149ZM149 47H148V48H149ZM212 47H213V46H212ZM228 47H229V46H228ZM242 47H243V46H242ZM52 48H53V47H52ZM52 48H51V49H52ZM71 48H72V47H71ZM74 48H75V47H74ZM89 48H90V47H89ZM91 48H90V51H92ZM93 48H94V47H93ZM125 48H126V47H125ZM157 48H158V47H157ZM162 48H163V47H162ZM165 48H166V47H165ZM171 48H172V47H171ZM178 48H180V47H178ZM257 48H259V47H257ZM0 49H1V48H0ZM14 49H13V50H14ZM64 49H65V47H64ZM75 49H76V48H75ZM96 49H99V48H96ZM96 49H93V50L95 51ZM138 49H139V48H138ZM181 49H182V48H181ZM194 49H195V47H194ZM210 49H211V48H210ZM221 49H222V48H221ZM226 49H227V48H226ZM11 50H12V49H11ZM13 50H12V51H13ZM38 50H39V51H38ZM145 50H146V49H145ZM185 50H186V49H185ZM208 50H209V49H208ZM213 50H214V49H213ZM215 50H216V49H215ZM217 50H218V49H217ZM219 50H220V49H219ZM223 50H224V48H223ZM227 50H228V49H227ZM71 51H72V50H71ZM83 51H84V52H83ZM86 51H88V49H87ZM86 51L82 48V50H81L82 53L79 54V55L81 56V57H79V58H83V59L80 60L81 62H82V60H83V62H84V61L87 62L88 59L86 60V57L91 58V56H93V53H90V52H89V53L91 54V56H90V57H89V56H86V55H85V54H87V53H85ZM97 51H98V50H97ZM99 51H100V50H99ZM103 51H104V50H103ZM183 51H184V48H183ZM190 51H194V50H190ZM206 51H207V50H206ZM210 51H211V50H210ZM220 51H221V50H220ZM225 51H226V50H224V52H225ZM241 51H242V50H241ZM262 51H264V50H262ZM141 52H142V51H141ZM158 52H159V51H158ZM188 52H189V51H188ZM207 52H209V51H207ZM260 52H261V51H260ZM83 53H85V54H83ZM89 53H88V54H89ZM95 53H97V52H95ZM98 53H99V52H98ZM172 53H173V52H172ZM172 53H171V54H172ZM179 53H181V52H179ZM182 53H183V52H182ZM197 53H198V52H197ZM209 53H211V52H209ZM212 53H213V51H212ZM215 53H219V52H215ZM225 53H226V52H225ZM241 53H243V52H241ZM256 53H257V52H256ZM263 53H264V52H263ZM15 54H17V52H15ZM21 54H20V55H21ZM77 54H78V53H77ZM88 54H87V55H88ZM105 54H106V53H105ZM120 54H121V53H120ZM137 54H138V53H137ZM140 54H141V53H140ZM168 54H169V53H168ZM186 54H188V53H186ZM11 55H12V54H11ZM20 55H18V57H19ZM70 55H71V54H70ZM94 55H95V54H94ZM102 55H103V54H102ZM129 55H130V54H129ZM141 55H142V54H141ZM143 55H144V54H143ZM177 55H178V54H177ZM182 55H183V54H182ZM182 55H181V56L179 55V56L182 58ZM194 55H195V54H194ZM211 55H214V54H211ZM229 55H230V54H229ZM75 56H76V55H75ZM85 56H86V57H85ZM95 56H96V55H95ZM106 56H107V55H106ZM163 56H164V54H163ZM168 56H169V55H168ZM197 56H198V54H197ZM197 56H196V57H197ZM200 56H201V55H200ZM207 56H208V55H207ZM4 57H5V56H4ZM10 57H11V56H10ZM16 57H17V56H16ZM128 57H129V56H128ZM157 57H158V56H157ZM171 57H172V56H171ZM202 57H203V56H202ZM202 57H201V58H202ZM8 58H9V57H8ZM19 58H20V57H19ZM47 58H48V57H47ZM142 58H143V57H142ZM150 58H151V57H150ZM163 58H164V57H163ZM174 58H175V57H174ZM174 58H173V59H174ZM176 58H178V57H176ZM193 58H194V57H193ZM10 59H11V58H10ZM91 59H92V58H91ZM91 59H90V60H91ZM148 59H149V58H148ZM166 59H168V58H166ZM169 59H170V58H169ZM169 59H168V60H169ZM173 59H172V60H173ZM178 59H179V58H178ZM178 59H177V60H178ZM199 59H200V58H199ZM199 59H197L196 61L198 62ZM231 59H232V58H231ZM14 60H15V59H14ZM97 60H98V59H97ZM150 60H151V59H150ZM175 60H176V59H175ZM182 60H183V59H182ZM187 60H188V59H187ZM194 60H195V59H194ZM205 60H207V59L205 58ZM239 60H241V59L239 58ZM249 60H250V59H249ZM8 61H9V60L6 59V62H8ZM64 61H65V60H64ZM76 61H77V60H76ZM94 61H96V58H95ZM94 61H93V63H94ZM127 61H128V60H127ZM144 61H145V60H144ZM166 61H167V60H166ZM219 61H220V60H219ZM21 62H22V61H21ZM21 62H20V63H21ZM72 62H73V61H72ZM90 62H91V61H90ZM90 62L88 63V65H90V64L92 63V62H91V63H90ZM124 62H126V61H124ZM135 62H136V61H135ZM141 62H142V61H141ZM164 62H165V61H164ZM167 62H169V61H167ZM173 62H174V61H173ZM192 62H193V61H192ZM204 62H205V61H204ZM0 63H3V58H2V57L0 58ZM84 63H85V62H84ZM96 63H97V61H96ZM145 63H146V62H145ZM154 63H155V62H154ZM159 63H160V62H159ZM199 63H200V62H199ZM263 63H264V62H263ZM43 64H44V63H43ZM65 64H66V63H65ZM86 64H87V63H85V65H86ZM100 64H101V63H100ZM100 64H99V65L97 64V65L100 66ZM133 64H134V63H133ZM136 64H137V63H136ZM172 64H173V63H172ZM193 64H194V63H193ZM249 64H250V63H249ZM254 64H256V63H254ZM70 65H72V64H70ZM74 65H75V64H74ZM81 65H82V64H81ZM196 65H197V64H196ZM196 65H195V66H196ZM199 65H200V64H199ZM1 66H2V65H1ZM48 66H49V65H48ZM66 66H67V65H66ZM68 66H69V64H68ZM82 66H83V65H82ZM94 66H95V63H94ZM94 66L91 65V67H94ZM134 66H135V65H134ZM189 66H190V65H189ZM192 66H193V65H192ZM223 66H224V65H223ZM250 66H251V65H250ZM5 67H6V66H5ZM73 67H74V66H73ZM77 67H78V66H77ZM89 67H90V66H89ZM96 67H97V66H96ZM137 67H139V66H137ZM140 67H141V66H140ZM174 67H175V66H174ZM236 67H237V66H236ZM80 68H81V67H80ZM84 68H85V66H84ZM142 68H144V66H143ZM145 68H146V65H145ZM213 68H214V67H213ZM253 68H254V67H253ZM253 68H252V69H253ZM0 69H1V68H0ZM82 69H83V68H82ZM85 69H86L85 71H87L86 74H89V75H90L89 72H91V74H92V70H91V69H90L91 71H90V70H87V69H89V68H85ZM92 69H93V68H92ZM96 69H97V68H96ZM150 69H151V68H150ZM154 69H155V68H154ZM154 69H153V70H154ZM193 69H194V68H193ZM195 69H196V68H195ZM231 69H232V68H231ZM235 69H236V68H235ZM235 69H234V70H235ZM3 70H4V69H3ZM72 70H73V69H72ZM79 70H80V69H79ZM83 70H84V69H83ZM94 70H95V68H94ZM134 70H136V66H135ZM141 70H142V69H141ZM147 70H149V69H147ZM155 70H156V69H155ZM157 70H158V69H157ZM184 70H185V69H184ZM188 70H189V69H188ZM197 70H198V69H197ZM197 70H196V71L194 70V71L197 72ZM199 70H200V69H199ZM212 70H213V69H212ZM4 71H5V70H4ZM4 71H1V72H0V80H1V76H2V74H3V73H6V72H4ZM17 71H18V70H17ZM80 71H81V70H80ZM85 71H81V72H85ZM88 71H89V72H88ZM95 71H96V70H95ZM113 71H114V70H113ZM136 71H138V70H136ZM145 71H146V70H145ZM163 71H164V70H163ZM192 71H193V70H192ZM200 71H201V70H200ZM232 71H233V69H232ZM232 71H231V72H232ZM255 71H257V70L255 69ZM258 71H259V69H258ZM261 71H262V70H261ZM18 72H19V71H18ZM20 72H21V71H20ZM20 72H19V73H20ZM76 72H77V71H76ZM96 72H97V71H96ZM127 72H128V71H127ZM174 72H175V71H174ZM185 72H186V71H185ZM205 72H206V71H205ZM212 72H213V71H212ZM216 72H217V71H216ZM22 73H21V74H22ZM143 73H144V72H143ZM155 73H156V72H155ZM164 73H165V72H164ZM172 73H173V72H172ZM186 73L188 74V72H186ZM233 73H234V72H233ZM233 73H232V74H233ZM259 73H260V71H259ZM262 73H263V71H262ZM262 73H261V75H262ZM56 74H57V73H56ZM75 74H76V73H75ZM75 74H74V75H75ZM80 74H81V73H80ZM80 74H79V75H80ZM93 74H94V73H93ZM104 74H105V73H104ZM123 74H124V73H123ZM123 74H121V76H122ZM135 74H137V73H135ZM135 74H133V75H135ZM187 74H186V75H187ZM202 74H203V73H202ZM13 75H14V74H13ZM15 75L18 76L19 74H16V73H15ZM43 75H44V74H43ZM49 75H51V74H49ZM53 75H54V74H53ZM83 75H84V73H82V77H83ZM96 75H97V74H96ZM130 75H131V74H129V76H130ZM133 75H131V76L133 77ZM183 75H184V74H183ZM198 75H200V73H198ZM216 75H220V71H219V74L216 73ZM223 75H224V74H223ZM59 76H60V75H59ZM80 76H81V75H80ZM80 76H79V78H80ZM84 76H85V75H84ZM86 76H87V75H86ZM92 76H94V75H91V79H92ZM116 76H118V75H116ZM116 76H115V77H116ZM119 76H120V75H119ZM119 76H118V77H119ZM123 76H124V75H123ZM123 76H122V77H123ZM129 76H128V77H129ZM131 76H130V78H132ZM192 76H193V75H192ZM195 76H196V75H195ZM201 76H202V75H201ZM208 76H209V74H208ZM210 76H211V75H210ZM212 76H214V75H212ZM4 77H5V76H4ZM18 77H19V76H18ZM20 77H21V76H20ZM82 77H81V78H82ZM95 77H96V76H95ZM111 77H112V76H111ZM115 77H114V78H115ZM126 77H127V76H126ZM126 77H124V80H125ZM135 77H137V76H135ZM181 77H184V76H181ZM188 77H189V76H188ZM188 77H187V78H188ZM196 77H197V76H196ZM198 77H200V76H198ZM46 78H47V77H46ZM46 78H44V79H46ZM49 78H50V77H49ZM56 78H57V77H56ZM68 78H69V77H68ZM79 78H78V79H79ZM83 78H85V77H83ZM93 78H94V77H93ZM165 78H166V77H165ZM169 78H170V77H169ZM175 78H176V77H175ZM191 78H192V77H191ZM191 78H190V79H191ZM193 78H194V76H193ZM6 79H8V77H7ZM11 79H12V78H11ZM11 79H10V80H11ZM42 79H43V78H42ZM42 79H41V80H42ZM96 79H97V78H96ZM96 79H94V81H95ZM108 79H109V78H108ZM112 79H113V78H112ZM112 79H111V80H112ZM117 79H118V78H117ZM141 79H142V78H141ZM160 79H161V78H160ZM166 79H167V78H166ZM173 79H174V78H173ZM182 79H183V78H182ZM194 79H195V78H194ZM194 79H193V80H194ZM2 80H3V79H2ZM14 80H15V79H14ZM66 80H67V79H66ZM82 80H83V79H82ZM115 80H116V78H115ZM118 80H119V79H118ZM121 80H122V78H121ZM130 80H131V79H130ZM130 80H129V81H130ZM134 80H135V79H134ZM134 80H133V81H130V82H134ZM138 80H139V78H138ZM162 80H163V79H162ZM178 80H179V79H178ZM180 80H181V78H180ZM184 80H185V79H184ZM184 80H183V81H184ZM187 80H188V79H187ZM195 80H196V79H195ZM5 81H6V80H4V83H2V85H1L2 87H1V89H0V135L3 137V135L5 136V135L7 134V135H8L7 137H9L10 134H12L11 132H14V134H16V133H15V131H11V132H10V130H9L10 133H6V132H7L6 130H7V128H8V125H10L11 122H10V120H8V123L10 122V123L8 124V123H7V120H3V118H2L3 115H4V112H5L6 110H4L5 106L3 107V105H2L3 103H5V101H3V103H2L1 99H2V100L7 99V98H5L6 96L4 95L5 92H7L6 90H10V88H14V87H11V85H16V84H13V82H14V81H13V82L11 83V85H10L9 79H8L7 82H5ZM53 81H54V80H53ZM77 81H79V83H80V82H85V80H84V81L77 80ZM87 81L89 82V81H91V80H90V79H87ZM113 81H114V80H113ZM113 81H111V82H113ZM116 81H117V80H116ZM119 81H120V80H119ZM129 81H127V82L130 83ZM168 81H169V84H170V82H171L172 80H168ZM0 82H1V81H0ZM57 82H58V81H57ZM67 82H68V81H67ZM88 82H87V83H88ZM121 82H123V80H122ZM164 82H165V80H164ZM173 82H174V80H173ZM180 82H181V81H180ZM192 82H193V81H192ZM226 82H227V81H226ZM230 82H231V81H230ZM232 82H233V81H232ZM52 83H53V82H52ZM58 83H60V82H58ZM79 83H78V85H79ZM87 83H85V85H87ZM89 83H90V82H89ZM89 83H88V84H89ZM91 83L93 84V82H91ZM115 83H116V82H115ZM115 83H114L113 85H115ZM165 83H166V82H165ZM174 83H175V82H174ZM178 83H179V82H178ZM178 83H177V84H178ZM183 83H185V81H184ZM183 83H182V84H183ZM223 83H224V82H223ZM260 83H261V82H260ZM92 84H91L90 86H93ZM116 84L119 85L118 83H116ZM125 84H126V82H125ZM163 84H164V83H163ZM171 84H173V83H171ZM175 84H176V83H175ZM177 84H176V85H177ZM180 84H181V83H180ZM182 84H181L180 86L177 85V87H178V86H179V88H180L181 86L184 87V85H182ZM185 84H187V81H186ZM190 84H191V81H190ZM195 84H196V83H195ZM195 84H193V85H195ZM221 84H222V83H221ZM229 84H230V83H229ZM8 85H9V86H8ZM50 85H51V84H50ZM54 85H55V84H54ZM57 85H58V84H57ZM63 85H64V84H63ZM63 85L60 84V87H61V88H63V87L65 88V86L68 85V84H65V86H63ZM81 85H84V84H81ZM85 85H84V87L87 89V87H86ZM94 85H95V83H94ZM96 85H98V84H96ZM96 85H95V86H96ZM99 85H101V84H99ZM106 85H107V84H106ZM121 85H122V84H121ZM133 85H134V84L132 83V86H133ZM135 85H136V84H135ZM188 85H189V84H188ZM191 85H192V84H191ZM200 85H203V84H200ZM222 85H223V84H222ZM62 86H63V87H62ZM68 86H69V85H68ZM79 86H80V85H79ZM87 86H88V85H87ZM90 86H88V88H89ZM95 86H93V87H95ZM125 86H126V85H125ZM166 86H167V85H166ZM169 86H170V85H169ZM186 86H187V85H186ZM232 86H233V85H232ZM240 86H241V85H240ZM60 87H57V89L60 88ZM73 87H74V86H73ZM81 87H82V86H80L79 88H81ZM84 87H83V90H85ZM175 87H176V86H175ZM177 87H176V88H177ZM183 87H182V89H183ZM221 87H222V86H221ZM40 88H41V86H40ZM96 88H97V86H96ZM100 88H101V86H100ZM100 88H98V91L95 92L96 94L98 93V95H99V89H100ZM102 88H103V87H102ZM108 88H109V87H108ZM111 88H112V87H111ZM133 88H134V86H133ZM161 88H162V87H161ZM169 88H170V87H169ZM176 88H175V89L173 88L172 93H173V91H176V90H177ZM179 88H178V89H179ZM185 88H186V87H185ZM185 88H184V89H185ZM225 88H226V87H225ZM227 88H228V86H227ZM235 88H236V87H235ZM240 88H241V87H240ZM242 88H243V87H242ZM66 89H67V87H66ZM109 89H110V88H109ZM114 89H115V88H114ZM125 89H126V88H125ZM125 89H124V90H125ZM128 89H129V87H128ZM170 89H172V88H170ZM170 89H169V90H170ZM182 89L180 88L179 91L182 92V91H183ZM195 89H196V88H195ZM252 89H253V88H252ZM11 90H12V89H11ZM78 90H79V89H78ZM81 90H82V89H80V91H81ZM87 90H88V89H87ZM87 90H86V91H87ZM89 90H90V89H89ZM115 90H116V89H115ZM117 90H118V89H117ZM124 90H123V91H124ZM131 90H132V89H131ZM131 90H128V91H131ZM181 90H182V91H181ZM185 90H186V89H185ZM226 90H227V89H226ZM238 90H239V89H238ZM59 91H60V90H59ZM74 91H75V90H74ZM90 91L92 92V90H90ZM102 91H103V89H102ZM111 91H112V90H111ZM111 91L109 90V92H111ZM133 91H134V90H133ZM133 91H132V92H133ZM179 91H177V92H179ZM204 91H205V90H204ZM214 91H215V90H214ZM255 91H256V90H255ZM42 92H43V91H42ZM45 92H47V91H44V94H45ZM52 92H54V91H52ZM52 92H51V94L54 95V93H52ZM60 92H61V91H60ZM62 92H63V91H62ZM68 92H69V91H68ZM71 92H72V91H71ZM113 92H115V91H113ZM113 92L110 94V96H109L108 94H105L104 92H103V94H101L100 96H98V95L95 94V97H96V96H97V97H96V98L94 97V98H93L94 100L91 99L92 102L89 104V105H91V104L94 105V106H91L92 109H93V110H92V113H96V114L100 113V114H101V116L99 115L100 118H99V116H98V118H99V122H102L103 126H106V127L109 128V126H107V125H109L108 123H110V124H112V123L114 124V123H115V125H112V126L115 127V129L113 128V132L110 131L111 128H110L109 130H107V128H105L106 130H105V129H102V131L100 132V134L98 133L100 136L97 134V136L100 137V139H101L102 142H103V141H104V142H107L108 140L110 141L111 138L108 139V137H111V135L108 134L109 132H111V133H113V134H121L124 130H121L120 128H122V127H120V126H122V125H123L122 123H124L125 121H126V124H127V122H128V124H129V123L131 122L130 120H129L130 122L128 121V119H129L130 117H131V118H130L131 120L135 119V118L132 119V117H133L134 115H133V116H129V118H128L127 120H121V119H120L122 125L120 124V122H119L120 120H118L119 118H118L117 111H111L112 109L110 110V108H109V103L115 101V102L121 103V105H122L123 102H127L128 100L124 101L125 99L123 100V98H121L120 95L117 96V95L114 94ZM121 92H122V91H121ZM140 92H141V91H140ZM154 92H155V91H154ZM169 92H170V91H169ZM169 92H167V93H169ZM180 92H179V93H180ZM198 92H199V91H198ZM244 92H245V91H244ZM253 92H254V91H253ZM48 93H49V91H48ZM81 93H82V92H81ZM83 93H84V91H83ZM83 93H82V94H83ZM126 93H127V92H126ZM138 93H139V92H138ZM161 93H162V92H161ZM174 93H176V92H174ZM182 93H183V92H182ZM210 93H211V92H210ZM258 93H260V92H258ZM51 94L49 93L50 96H51ZM65 94H67V93H65ZM79 94H80V93H79ZM79 94H78V95H79ZM118 94H119V92H118ZM139 94H140V93H139ZM141 94H142V93H141ZM154 94L157 95V93H154ZM154 94H153V95H154ZM163 94H164V93H163ZM163 94H161V95H163ZM177 94H178V93H177ZM186 94H187V93H186ZM202 94H203V92L201 93V95H202ZM237 94H239V93H237ZM6 95H8V94H6ZM49 95H48V96H49ZM55 95H56V93H55ZM60 95H61V94H60ZM76 95H77V94H76ZM80 95H81V94H80ZM85 95H86V94H85ZM87 95H88V94H87ZM91 95H92V93H91ZM121 95H122V94H121ZM142 95H143V94H142ZM142 95H141V96H142ZM159 95H160V94H159ZM172 95H173V94H172ZM174 95H175V94H174ZM195 95H196V94H195ZM201 95H199V97H200ZM223 95H224V93H223ZM252 95H253V94H252ZM3 96H4V97H3ZM12 96H13V95H12ZM17 96H18V95H17ZM46 96H47V93H46ZM46 96L44 97V95H43V98H46ZM50 96H49V97H50ZM135 96H136V95H135ZM135 96H134V97H135ZM149 96H150V95H149ZM165 96H166V94H165ZM180 96H181V95H180ZM189 96H190V95H189ZM208 96H209V95H208ZM240 96H241V95H240ZM253 96H254V95H253ZM7 97H8V96H7ZM57 97H58V96H57ZM59 97H60V96H59ZM73 97L75 98V96H73ZM77 97H79V96H77ZM86 97H87V96H86ZM86 97L83 96L84 99H85ZM122 97H124V95H123ZM125 97H126V96H125ZM125 97H124V98H125ZM128 97L130 98V96H128ZM138 97H140V96H138ZM167 97H168V95H167ZM170 97H171V96H170ZM176 97H177V96H176ZM176 97H175V98H176ZM197 97H198V96H197ZM3 98H4V99H3ZM12 98H13V97H12ZM16 98H18V97H16ZM51 98H53V97H51ZM54 98H56V97L54 96ZM54 98H53V99H54ZM81 98H82V97H81ZM88 98H89V97H88ZM129 98H128V99H129ZM132 98H133V97H132ZM132 98H131V99H132ZM143 98H145V97H143ZM148 98H149V97H148ZM154 98H155V97H154ZM158 98H160V97L157 96V99H158ZM162 98H163V97H162ZM179 98H180V97H179ZM179 98H178V100H179ZM184 98L186 99V97H184ZM192 98H193V97H192ZM200 98H201V97H200ZM209 98H210V97H209ZM18 99H20V98H18ZM18 99H17V100H18ZM53 99H49V100L54 101L55 99H54V100H53ZM78 99H79V98H78ZM86 99H87V98H86ZM126 99H127V97H126ZM134 99H135V98H133L132 100H134ZM150 99H152V97H151ZM157 99H156V100H157ZM164 99H166V98L164 97ZM168 99H169V101L171 100V98H169V97H168ZM168 99H166L167 102H168ZM182 99H183V96H182L181 100H182ZM198 99H199V98H198ZM202 99H203V98L200 99L201 101L199 100V101L201 102V105H200V102H199V106H202V101H203ZM46 100H47V102H48V99H47V98H46ZM57 100H59V98H57ZM72 100H73V98H72ZM75 100H77V99L75 98ZM80 100H81V99H80ZM146 100H148L147 102L149 103V99H146ZM146 100L143 99V101H144L145 103H147ZM160 100H161V99H160ZM166 100H165L164 103H166ZM205 100H206V99H205ZM236 100H237V99H236ZM239 100H240V99H239ZM241 100H242V99H241ZM8 101H9V100H8ZM44 101H45V100H44ZM52 101H51V102H52ZM55 101H56V100H55ZM55 101L53 102V103H54V106H57V105H55V104H56ZM59 101H61V100H59ZM59 101H58V102H59ZM82 101H83V100H82ZM129 101H130V100H129ZM129 101H128V102H129ZM134 101H135V100H134ZM134 101H133V102H134ZM139 101H140V100H139ZM154 101H155V100H154ZM157 101H159V100H157ZM179 101H180V100H179ZM193 101H194V100H193ZM195 101H196V99H195ZM12 102H13V101H12ZM45 102H46V101H45ZM56 102H57V101H56ZM58 102H57V104H58ZM63 102H64V101H63ZM67 102H68V101H67ZM74 102H75V101H74ZM80 102H81V101H80ZM80 102H79V100H78V103H80ZM84 102L88 104L90 101L87 100V101H84ZM84 102H83V103H84ZM128 102H127V103H128ZM133 102H132V103H133ZM161 102H162V100H161ZM170 102H171V101H170ZM173 102H174V99H173ZM175 102H176V101H175ZM186 102H187V101H186ZM189 102H190V101H189ZM189 102H187V103H189ZM230 102H231V101H230ZM234 102H235V101H234ZM239 102H240V101H239ZM239 102H235V103H239ZM243 102H244V101H243ZM10 103H11V102H10ZM10 103H9V104H10ZM15 103H17V102L15 101ZM15 103H14V104H15ZM68 103H69V102H68ZM68 103H67V104H68ZM127 103H126V104H127ZM138 103H139V102H137V104H138ZM158 103H159V102H158ZM181 103H182V102H181ZM181 103H180V105H181ZM190 103H191V102H190ZM194 103L197 104L196 102H193V104H194ZM235 103H234V104H235ZM240 103H241V102H240ZM240 103H239V105H240ZM6 104H8V103H6ZM6 104H5V105H6ZM9 104H8V105H9ZM45 104H46V103H45ZM81 104H82V103H81ZM87 104H86V105H87ZM128 104H129V103H128ZM160 104H161V103H160ZM167 104H168V103H167ZM177 104H178V101H177ZM10 105H13V104H10ZM15 105H16V104H15ZM48 105H49V104H48ZM59 105H60V104H59ZM59 105H58L56 108L60 107L62 104H61L60 106H59ZM65 105H66V104H65ZM69 105H70V104H69ZM69 105H68V106H69ZM71 105H72V104H71ZM115 105H116V104H115ZM118 105H119V104H118ZM124 105H125V103H124ZM124 105H123V106H124ZM130 105H131V103H130ZM130 105H127V106H130ZM138 105H140V103H139ZM142 105H143V104H142ZM144 105H145V104H144ZM147 105H148V104H147ZM152 105H154V104H152ZM155 105H157V104H155ZM161 105L163 106V104H161ZM161 105H160V106H161ZM180 105H179V106H180ZM185 105H186V104H185ZM185 105H184V106H185ZM224 105H225V104H224ZM243 105H244V104L242 103V106H243ZM68 106H66V107H68ZM73 106H74V105H73ZM82 106H84V105L82 104ZM116 106H117V105H116ZM157 106H158V105H157ZM164 106H165V105H164ZM196 106H197V105H195V107H194V106H191L192 108L194 107V108H193V109H194L193 112H195V108H196ZM199 106H198V107H199ZM240 106H241V105H240ZM240 106H238V107H239V108H242V107H240ZM244 106H245V105H244ZM12 107H13V106H12ZM17 107H19V106H15V108H17ZM21 107H22V106H21ZM47 107H48V106H47ZM74 107H75V106H74ZM78 107H80V106L78 105V106H76L75 108L78 109ZM84 107H85V106H84ZM86 107L88 108L89 106L87 105ZM91 107H89V109H90ZM117 107H118V106H117ZM138 107H139V106H138ZM140 107H141V106H140ZM147 107H148V106H147ZM150 107H151V106H150ZM150 107H149V108H150ZM158 107H159V106H158ZM158 107H157V108H158ZM177 107H178V106H177ZM181 107H182V106H181ZM198 107H197V108H198ZM203 107H204V106H203ZM231 107H233V106H231ZM8 108H9V107H8ZM49 108L52 109V107H49ZM54 108H55V107H53V109H54ZM61 108H62V107H61ZM72 108H73V107H72ZM87 108H84V109L86 110ZM135 108H136L135 105H133L132 109H135ZM149 108H147V109H149ZM152 108H153V110H154V107H152ZM163 108H164V107H163ZM171 108H172V107H171ZM225 108H226V107H225ZM235 108H236V106H235ZM239 108H238V109H239ZM13 109H14V108H13ZM79 109H80V108H79ZM82 109H83V107H82ZM89 109H88L87 111H89ZM115 109H117V108H115ZM118 109H120V108L118 107ZM118 109H117V110H118ZM122 109H123V110H122ZM122 109H121V110H122V114H123V112L126 114L128 107L125 108V106H124V108H122ZM132 109H131V110H132ZM141 109H142V108H141ZM174 109H176V108H174ZM185 109H186V108H185ZM188 109H189V108H188ZM260 109H261V108H260ZM7 110H8V109H7ZM22 110H23V109H22ZM73 110H74V109H73ZM135 110L137 111V109H135ZM138 110H139V109H138ZM143 110H144V107H143ZM155 110H156V109H155ZM155 110H154V111H155ZM158 110H160V108H159ZM44 111H45V110H44ZM57 111H58V110H57ZM66 111H67V110H66ZM69 111H70V110H69ZM82 111H84V110H82ZM119 111H120V110H119ZM136 111H135V112H136ZM140 111H141V110H140ZM140 111H139V112L137 111L136 113H140ZM154 111H151V112H154ZM182 111H183V110H182ZM185 111H186V110H185ZM189 111L192 112L191 110H189ZM198 111H199V110H198ZM198 111H196V112H198ZM230 111H231V110H230ZM232 111H233V110H232ZM11 112H12V111H11ZM74 112H75V111H74ZM89 112H90V111H89ZM89 112H86V113H89ZM129 112H130V111H129ZM143 112H144V111H143ZM143 112H142V113H143ZM160 112H161V111H160ZM174 112H175V111H174ZM179 112H180V111H179ZM8 113H9V111H8ZM8 113H6V114H8ZM38 113H39V112H38ZM45 113L48 114L47 111H46ZM84 113H85V112H84ZM84 113H83V115L86 114V113H85V114H84ZM130 113H133V112L131 111ZM146 113H147V112H146ZM161 113H162V112H161ZM165 113H166V111H165ZM172 113H173V112H172ZM175 113H176V112H175ZM180 113H181V112H180ZM12 114H13V112H12ZM54 114H55V113H54ZM73 114H74V113H73ZM76 114H77V110H76ZM90 114H91V112H90ZM150 114H151V113H149V115H150ZM156 114H157V111H156ZM166 114H167V113H166ZM191 114H192V113H191ZM191 114H190V115H191ZM230 114H231V113H230ZM8 115H9V114H8ZM23 115H20V116H23ZM87 115H88V119H89V114H87ZM94 115H95V114H94ZM143 115H144V114H143ZM149 115H148V116H149ZM190 115H189V116H190ZM232 115H233V114H232ZM9 116H11V115H9ZM53 116H54V115H53ZM71 116H72V114H71ZM135 116H137V115H135ZM138 116H139V115H138ZM151 116H152V114H151ZM151 116H149V117H151ZM158 116H159V115H158ZM176 116H177V115H176ZM12 117H13V116H12ZM24 117H23V119H24ZM72 117H73V116H72ZM85 117H86V116H85ZM85 117L83 116L84 120H85ZM123 117H125V116H122V115H121V118H122V119H123ZM126 117H128V116H126ZM126 117H125V119H126ZM140 117H141V116H140ZM144 117H145V115H144ZM152 117H153V119H154V114H153ZM156 117H157V116H156ZM156 117H155V118H156ZM160 117H163V116H160ZM177 117H178V116H177ZM8 118H9V117H8ZM52 118H53V117H52ZM73 118H74V117H73ZM73 118H72V119H73ZM92 118H94V117H92ZM136 118L138 119V117H136ZM178 118H179V117H178ZM178 118H177V119H178ZM181 118H182V117H181ZM184 118H185V116H184ZM184 118H182L183 121H182V119L180 120V118H179V120L182 121L181 124L185 121ZM191 118H192V117H191ZM6 119H7V118H6ZM11 119H12V118H11ZM13 119H14V118H13ZM20 119H21V117H20ZM20 119H19V120H20ZM23 119H21V120H23ZM81 119H82V117H81ZM86 119H87V118H86ZM88 119H87V121H88ZM90 119H91V118H90ZM90 119H89V120H90ZM94 119H95V118H94ZM94 119H93V120H94ZM137 119H136V120H137ZM141 119H144V120H145V118H141ZM151 119H152V118H151ZM157 119H158V118H157ZM160 119H162V118H160ZM197 119H198V118H197ZM14 120H16V119H14ZM82 120H83V119H82ZM91 120H92V119H91ZM91 120H90V121H91ZM93 120L91 121V122H92V125H93ZM95 120H96V119H95ZM136 120H135V121H136ZM144 120H143V121H144ZM147 120H149V118H148ZM194 120H195V119H194ZM194 120H193V121H194ZM240 120H241V119H240ZM250 120H251V119H250ZM47 121H48V120H47ZM51 121H52V120H51ZM71 121H72V120H71ZM79 121H80V120H79ZM133 121H134V120H133ZM143 121H142V122H143ZM145 121H146V120H145ZM154 121H157V120H153V122H154ZM180 121H177V123H179ZM190 121H192V120H190ZM201 121H202V120H201ZM14 122H15V121H14ZM16 122H17V121H16ZM16 122H15V123H16ZM33 122H34V121H33ZM81 122H82V121H81ZM91 122H90V123H91ZM137 122L139 123L140 121H137ZM137 122H135V123L138 124ZM175 122H176V121H175ZM231 122H232V121H231ZM239 122H240V121H239ZM18 123H19V122H18ZM20 123H21V122H20ZM85 123H86V122H85ZM87 123H89V122H87ZM147 123H148V122H147ZM149 123H150V126H151V125H152L151 122H149ZM156 123H159V122H156ZM177 123H176V124H177ZM188 123H189V122H188ZM188 123H187V124H188ZM192 123H193V122H192ZM197 123H198V122H197ZM213 123H214V122H213ZM11 124H12V123H11ZM16 124H17V123H16ZM16 124H15V125H16ZM98 124L101 125L100 123H98ZM126 124L124 123L123 126L126 127V126H127ZM144 124H146V122H144ZM179 124H180V123H179ZM184 124H185V123H184ZM15 125H12V127L15 126ZM19 125H20V124H17L16 126H19ZM50 125H51V124H50ZM129 125L133 126V125H135V124H134V122H133V125H132V124H129ZM140 125H142V124L140 123ZM146 125H147V127H144V128H142V127L140 126L141 130H144L145 128H148L149 131H150V128L148 127V124H146ZM164 125H165V124H164ZM193 125H194V124H193ZM196 125H197V124H196ZM239 125H240V124H239ZM41 126H42V125H41ZM88 126H89V125H88ZM90 126H91V125H90ZM112 126H111V127H112ZM174 126H175V124H174ZM182 126H183V124H182ZM191 126H192V124H191ZM191 126H190V127H191ZM198 126H199V125H198ZM215 126H216V125H215ZM229 126H230V125H229ZM250 126H251V125H250ZM12 127H9V129H10V128L12 129ZM46 127H47V126H46ZM97 127H98V126H97ZM180 127H181V126H180ZM190 127H188V128H190ZM77 128H78V127H77ZM100 128H101V126H100ZM100 128L95 129V130H97L96 133H97L98 131H100ZM123 128H124V127H123ZM135 128H136V127H135ZM138 128H139V127H138ZM153 128H154V127H153ZM176 128H177V127H176ZM181 128H182V127H181ZM186 128H187V127H186ZM73 129H74V128H73ZM79 129H80V128H79ZM83 129L85 130V128H83ZM83 129H82V130H83ZM98 129H99V130H98ZM125 129H126V128H125ZM154 129H155V128H154ZM157 129H158V128H157ZM174 129H175V128H174ZM191 129H192V127H191ZM12 130H14V129H12ZM29 130H31V128H30ZM69 130H70V129H69ZM82 130H80V131L82 132ZM86 130H87V129H86ZM90 130H92V126H91V129H90ZM93 130H94V128H93ZM95 130H94V132H95ZM131 130H134V129L132 128ZM131 130H130V131H131ZM135 130L137 131V129H135ZM141 130L138 129V131H140V132H141ZM155 130H156V129H155ZM172 130H173V129H172ZM192 130H193V129H192ZM19 131H20V129H19ZM66 131H67V130H66ZM107 131H109V132H107ZM120 131H121V132H120ZM127 131H128V130H127ZM127 131L125 130L124 132L127 133ZM130 131H128V132H130ZM145 131H146V129H145ZM152 131H153V130H152ZM186 131H187V130H186ZM21 132H22V131H21ZM76 132H77V131H76ZM76 132H75V133H76ZM85 132H86V131H85ZM89 132H90V131H89ZM92 132H93V131H91V133H92ZM133 132H135V131H133ZM147 132H148V131H147ZM178 132H179V129H178ZM238 132H239V131H238ZM19 133H20V132H19ZM22 133H24V130H23ZM25 133L27 134V131H26ZM41 133H42V132H41ZM77 133H78V132H77ZM135 133H136V132H135ZM138 133H139V132H138ZM142 133H143V132H141V133H139V134L142 135ZM144 133H145V132H144ZM148 133H149V132H148ZM184 133H186V132L184 131ZM79 134H80V133H79ZM79 134H77V135H79ZM89 134H90V133H89ZM94 134H95V133H94ZM131 134H132V133H131ZM169 134H170V133H169ZM176 134H177V133H176ZM182 134H183V133H182ZM188 134H189V133H188ZM212 134H213V133H212ZM75 135H76V134H75ZM81 135H82V134H81ZM90 135H92V134H90ZM124 135H125V134H124ZM129 135H130V134L128 133V134L126 135L125 138L127 139V138H128L127 136H129ZM144 135H145V134H143V136H144ZM146 135H147V134H146ZM151 135H153V134H151ZM179 135H180V137H181V134H180V133H179ZM184 135H185V134H184ZM19 136H22V135L20 134ZM65 136H67V135H65ZM93 136H94V135H93ZM97 136H95V138H96ZM116 136H118V135H116ZM116 136H115V137H116ZM122 136H123V135H122ZM133 136H135V134H133ZM133 136H132V137H133ZM136 136H137V135H136ZM138 136H139V135H138ZM138 136L136 137L137 139H138ZM143 136H142V138L144 139ZM175 136H176V135H175ZM182 136H183V135H182ZM185 136H186V135H185ZM34 137H36V136H34ZM44 137H45V136H44ZM87 137H88V136H87ZM89 137H90V136H89ZM98 137H97V138H98ZM112 137H113V136H112ZM147 137H151V136L148 134ZM20 138H21V137H20ZM70 138H71V137H70ZM93 138H94V137H93ZM122 138H123V137H122ZM206 138H207V137H206ZM0 139H2V138H0ZM15 139H16V138H15ZM32 139H33V138H32ZM48 139H49V138H48ZM66 139H67V138H66ZM86 139H87V138H86ZM112 139H113V138H112ZM114 139H115V138H114ZM116 139H117V137H116ZM116 139H115V141L117 142L118 139H117V140H116ZM132 139H134V137H133ZM132 139L130 138V140H132ZM143 139H141V140L143 141ZM172 139H173V138H172ZM176 139H177V138H176ZM178 139H180V138H178ZM246 139H247V138H246ZM38 140H39V139H38ZM74 140H75V139H74ZM76 140H77V139H76ZM88 140H90V139H88ZM93 140H94V144H97V145H98V143L95 142L96 139H92V141H93ZM97 140H98V139H97ZM121 140H122V139H121ZM124 140H125V139H123L122 141H124ZM138 140H140V139H138ZM138 140H137V141H138ZM141 140H140V141H141ZM145 140H146V139H145ZM208 140H209V139H208ZM210 140H211V139H210ZM3 141L7 144L8 148L6 147V148H7V152H6V154L3 155V157L1 156V157H2L1 161L4 159V162L6 163V164H5V165H6L5 168H7V161L9 160V158H8V157H9V156H8V153H9V146H10V145H9V142H10V139H9V138L7 139L6 136H5V139H3ZM15 141H16V140H15ZM15 141H14V142H15ZM17 141H18V140H17ZM49 141H50V140H49ZM92 141H91V142H92ZM119 141H120V140H119ZM122 141H121V142H122ZM126 141H128V140H126ZM126 141H124V142H126ZM132 141H133V140H132ZM132 141H131V142H132ZM135 141H136V139H135ZM137 141H136V142H137ZM140 141H138L140 144H143V145L145 144V141H144V143H143L142 141H141V142H142V143H141ZM1 142H2V141H1ZM1 142H0V143H1ZM11 142H12V141H11ZM14 142H13V143H14ZM50 142H51V141H50ZM74 142H75V141H74ZM79 142H80V141H79ZM84 142H85V141H84ZM112 142H113V140H111V143H112ZM116 142H114V143H116ZM121 142H119V143H121ZM131 142H130V143H131ZM133 142H134V141H133ZM138 142H137V143H133V144H135V146H137L136 144H139ZM22 143H23V142H22ZM46 143H47V142H46ZM100 143H101V142H100ZM100 143H99V145H100ZM109 143H110V142H109ZM109 143H108V144H109ZM15 144H16V143H15ZM42 144H43V143H42ZM61 144H62V143H61ZM69 144H70V143H69ZM84 144L86 145V142H85ZM87 144H88V143H87ZM90 144H92V143L89 142V145H90ZM102 144H103V143H102ZM105 144H106V143H105ZM105 144H104V145H105ZM117 144H118V143H117ZM121 144H122V143H121ZM140 144H139V145H140ZM17 145H18V143H17ZM45 145H46V144H45ZM45 145H43V146H44L43 148H45ZM49 145H52V144L49 143ZM49 145H47V146H49ZM97 145H96V146H95V145L93 146V144H92V145H90V146H93V148L95 147L94 150H96V147H97V148H100V147H98ZM111 145H112V144H111ZM114 145H115V144H114ZM130 145L132 146V144H130ZM139 145H138V146H139ZM0 146H1V145H0ZM71 146H73V145H71ZM78 146H79V145H78ZM86 146H88V145H86ZM102 146H103V145H102ZM105 146H107V145H105ZM122 146L127 147L125 143H124V145L122 144ZM128 146H129V144H128ZM135 146H134V148H135ZM209 146H210V145H209ZM3 147H4V146H3ZM14 147H15V146H14ZM50 147H51V146H50ZM50 147H49V148H50ZM52 147H54V146H52ZM64 147H65V146H64ZM103 147H104V146H103ZM103 147H102V148H103ZM129 147H130V146H129ZM129 147H128V148H129ZM151 147H152V146H151ZM215 147H216V146H215ZM222 147H223V146H222ZM231 147H232V146H231ZM4 148H5V147H4ZM18 148H19V147H18ZM46 148H47V147H46ZM61 148H62V147H61ZM68 148H69V145H68ZM70 148H71V147H70ZM74 148H75V147H74ZM74 148H73V149H74ZM77 148H78V147H77ZM89 148H90V147H89ZM112 148L114 149V147H112ZM117 148H118V147H117ZM123 148H124V147H123ZM137 148H140V147H137ZM141 148H142V147H141ZM146 148H147V147H146ZM197 148H198V147H197ZM232 148H233V147H232ZM240 148H241V147H240ZM0 149L3 150L2 147H1ZM13 149H15V148H13ZM41 149H42V148H41ZM50 149H52V148H50ZM55 149H56V147H55ZM55 149H54V150H55ZM75 149H76V148H75ZM79 149H80V147L78 148V151H80ZM83 149L85 150L84 153H86V149H87V148L85 149V148L82 147V150H83ZM103 149L105 150V148H103ZM103 149H100V150H103ZM115 149H116V148H115ZM118 149H119V148H118ZM118 149H117L116 154H115V151H116V150H115V151L113 150L114 152L112 151V149H109V150H111L110 152H113V153H111V155H112V154H113V155H114V154L117 155V153H118V154L120 155V158H121V157H122V156H121L122 153H119V152H118V151H119ZM124 149H125V148H124ZM124 149H123V150H124ZM131 149H132V148H131ZM131 149H130V150H131ZM151 149H152V148H151ZM151 149H150V150H151ZM155 149H156V148H155ZM228 149H229V148H228ZM244 149H245V148H244ZM16 150H17V149H16ZM22 150H23V149H22ZM43 150H44V149H43ZM43 150H42V151H43ZM45 150H47V149H45ZM64 150H66V149H64ZM71 150H72V149H71ZM76 150H77V149H76ZM82 150H81V151H82ZM84 150H83V151H84ZM89 150H92V149H89ZM98 150H99V149H98ZM100 150H99V152H100ZM104 150H103V151H104ZM107 150H108V147H107ZM143 150H144V148H143ZM146 150H147V149H146ZM150 150H149L148 154L150 153ZM205 150H206V149H205ZM4 151H5V150H4ZM4 151H3V152H4ZM14 151H15V150H14ZM58 151H59V150H58ZM58 151H57V152H58ZM60 151H61V150H60ZM81 151H80V152H81ZM105 151H106V150H105ZM125 151L127 152L128 150L125 149ZM131 151H132V150H131ZM147 151H148V150H147ZM147 151H145V152L147 153ZM151 151H153V150H151ZM201 151H202V150H201ZM207 151H208V150H207ZM207 151H206V152H207ZM210 151H211V150H210ZM217 151H218V150H217ZM229 151H230V150H229ZM249 151H250V150H249ZM256 151H257V150H256ZM15 152H16V151H15ZM15 152H14V153H15ZM37 152H38V151H37ZM39 152H40V151H39ZM52 152H53V151H52ZM52 152L50 151V153H52ZM57 152H56V153H57ZM62 152H64V151H63V148H62ZM62 152H61V153H62ZM72 152H73V151H72ZM88 152H89V151H88ZM94 152H95V151H94ZM94 152H93V153H94ZM101 152H102V151H101ZM137 152H138V150H137ZM145 152H144V153H145ZM202 152L204 153V151H202ZM226 152H227V151H226ZM251 152H252V151H251ZM0 153H1V152H0ZM46 153H47V152H46ZM53 153H54V152H53ZM53 153H52V155H53ZM66 153H67V152H66ZM69 153H70V152H69ZM69 153H68V154H69ZM78 153H79V152H78ZM90 153H91V152H90ZM95 153H96V152H95ZM107 153H108V155H109V152H107ZM107 153H105V156H106ZM132 153H133V151H132ZM151 153H154V151L151 152ZM199 153H200V152H199ZM216 153H217V152H216ZM244 153H245V152H244ZM16 154H17V153H16ZM39 154H40V153H39ZM42 154H43V155H46V154H44V153H42ZM42 154H41V155H42ZM57 154H59V153H57ZM101 154H102V153H101ZM135 154H136V153H135ZM137 154H138V153H137ZM157 154H158V153H157ZM164 154H165V153H164ZM169 154H170V153H169ZM228 154H229V153H228ZM11 155H12V154H11ZM47 155L49 156V152H48ZM66 155H67V154H66ZM72 155H73V154H72ZM75 155H76V153H75ZM82 155H84V154H82ZM95 155H96V154H95ZM102 155H103V154H102ZM111 155H110V157L113 156V155H112V156H111ZM119 155H117V157H119ZM128 155H129V154H128ZM141 155H142V153H141ZM154 155H155V154H154ZM202 155H203V154H202ZM15 156H16V155H15ZM53 156H54V155H53ZM53 156H52V157H53ZM55 156H56V155H55ZM55 156H54V157H55ZM60 156H61V155H60ZM68 156H69V155H68ZM70 156H71V155H70ZM85 156H86V155H85ZM138 156H139V155H138ZM142 156H145V155H142ZM152 156H153V154H152ZM157 156H158V155H157ZM170 156H171V155H170ZM193 156H194V155H193ZM207 156H208V155H207ZM207 156H206V157H207ZM29 157H30V156H29ZM29 157H28V158H29ZM41 157H42V156H41ZM74 157H75V156H74ZM101 157H103V156H100V158H101ZM114 157H116V156H114ZM125 157H128V156L125 155ZM125 157H124V159H125ZM130 157H131V156H130ZM132 157H133V156H132ZM136 157H137V155H136ZM136 157H135V158H136ZM145 157H146V156H145ZM158 157H159V156H158ZM162 157H163V156H162ZM165 157H166V156H165ZM179 157H180V156H179ZM199 157H200V156H199ZM7 158H8V160H7ZM28 158H27V159H28ZM46 158H47V157H46ZM49 158H50V156H49ZM49 158H47V159H49ZM59 158H60V157H59ZM59 158H58V162H59L61 165H63L64 163L62 164V162L59 161V160H61V159H59ZM67 158H68V157H67ZM91 158H93V157H91ZM105 158H106V157L103 158V160H102L103 162H104V160H106ZM108 158H109V156H108ZM112 158H113V157H112ZM135 158H133V159H135ZM137 158H138L137 161L139 162V159H140V158H139V157H137ZM181 158H182V157H181ZM197 158H198V157H197ZM197 158H196V159H197ZM200 158H201V157H200ZM13 159H14V158H13ZM20 159H21V158H20ZM29 159H31V158H29ZM32 159H33V158H32ZM32 159H31V160H32ZM41 159H42V158H41ZM68 159H69V158H68ZM84 159H85V158H84ZM94 159H95V158H94ZM109 159H111V158H109ZM117 159H118V158H117ZM129 159H130V158H129ZM144 159H145V158H144ZM149 159H150V158H149ZM159 159H160V157H159ZM166 159H167V158H166ZM170 159H172V158H170ZM176 159H177V158H176ZM194 159H195V158H194ZM206 159H207V158H206ZM253 159H254V158H253ZM6 160H7V161H6ZM15 160H17V159L15 158ZM34 160H35V159H34ZM38 160H39V158H38ZM51 160H52V158H50L49 161L47 160V164H46V165L43 164L44 167L42 166L41 168H43V169L45 168L44 170H46V172H49L50 175H51V174H53L54 176L57 175V174L60 175V174H59V171L62 169L63 166L61 167L59 163H58L59 166H58V165L55 166L54 164H52L54 161L52 162ZM63 160H64V158H63ZM65 160H66V159H65ZM69 160H70V159H69ZM79 160H80V159H79ZM85 160H87V159H85ZM97 160H98V159H97ZM121 160H122V158H121ZM121 160H120V162H121ZM125 160L129 162L128 158L125 159ZM125 160H124V161H125ZM160 160H161V159H160ZM164 160H165V159H164ZM167 160H168V159H167ZM167 160H166L165 164L167 163ZM174 160H175V159H174ZM182 160H183V159H182ZM198 160H199V158H198ZM243 160H244V159H243ZM17 161H18V160H17ZM25 161H26V160H25ZM35 161H36V160H35ZM40 161H42V160H40ZM40 161H39V162H40ZM55 161H56V159H55ZM115 161H116V160H115ZM115 161H114L113 163L118 162L119 159H118L116 162H115ZM126 161H125V162H126ZM143 161H144V160H143ZM146 161H147V159H146ZM146 161H144V162H146ZM152 161H153V163L155 162L154 160H152ZM162 161H163V160H162ZM200 161H202V160H200ZM10 162H11V161H10ZM30 162L33 163V161H30V160H29V164H30ZM43 162H46V160L43 161ZM43 162H42V163H43ZM51 162H52V163H51ZM64 162H65V161H64ZM70 162H72V161H70ZM75 162H76V161H75ZM109 162H110V161H109ZM125 162H124V163H125ZM128 162H126L125 164H127ZM134 162H136V160H134ZM148 162H151V160H150V161L148 160ZM148 162H146V163H148ZM170 162H171V161H170ZM198 162H199V161H198ZM204 162H205V161H204ZM206 162H207V161H206ZM253 162H254V161H253ZM8 163H9V162H8ZM27 163H28V162H27ZM27 163H26V164H27ZM34 163H35V162H34ZM34 163H33V164H34ZM42 163H41L40 165H42ZM54 163H56V162H54ZM66 163H67V161H66ZM66 163H65V164H66ZM81 163H82V162H81ZM106 163L108 164V160L106 161ZM110 163H111V164H108V165H109V166H108V170H109V167H110V170H111V168H112V167H111V166L113 165L112 160H111ZM140 163L142 164L143 162H139V165H140ZM163 163H164V161H163ZM163 163H162V164H163ZM168 163H169V162H168ZM181 163H182V162H181ZM17 164L19 165V163H17ZM37 164H38V163H37ZM69 164H71V163H69ZM72 164H73V163H72ZM77 164H79V163H77ZM87 164H88V163H87ZM131 164H132V163H131ZM135 164H136V165H135ZM135 164H132V166H133V168L136 169L137 167H134V165L137 166L138 163L136 162ZM154 164H155V163H154ZM154 164H153V165H154ZM158 164H160L159 166H162L161 163H160V161L158 162ZM173 164H174V163H173ZM193 164H194V163H193ZM202 164H203V162H202ZM224 164H225V163H224ZM242 164H243V163H242ZM254 164H255V163H254ZM9 165H10V164H8V166H9ZM24 165H25V164H24ZM24 165H23V166H24ZM34 165H35V164H34ZM34 165H32V167H33ZM40 165H39V166L37 165V168L40 167ZM104 165H105V162H104ZM110 165H111V166H110ZM120 165H122V162H121ZM123 165H124V164H123ZM123 165H122V166H123ZM145 165H146V164H145ZM149 165H150V164H149ZM153 165H152L151 167H153ZM170 165H171V164H170ZM251 165H252V164H251ZM20 166H21V165H19V167H20ZM23 166H22V168H23ZM30 166H31V165H30ZM35 166H36V165H35ZM72 166H73V165H72ZM113 166H114V165H113ZM116 166H117V165H115V167H116ZM124 166H125V165H124ZM124 166H123V167H124ZM129 166H130V165H129ZM140 166H141V165H140ZM147 166H148V165H147ZM147 166H145V167L147 168ZM155 166H156V165H155ZM167 166L170 167L169 164H167ZM189 166H190V164H189ZM199 166H200V165H199ZM232 166H233V165H232ZM241 166H242V165H241ZM244 166H245V165H244ZM24 167L27 168V167H29V166H26V165H25ZM104 167H105V166H104ZM118 167H119V165H118ZM125 167H126V166H125ZM162 167H166V166L163 165ZM172 167H173V166H172ZM172 167H170V170H171ZM191 167H192V166H191ZM222 167H223V166H222ZM22 168H21V170L24 169V168H23V169H22ZM33 168H34V167H33ZM67 168H68V165H66L65 170H67ZM105 168H106L105 170L108 171V170H107V167H105ZM119 168H120V167H119ZM138 168H139V167H138ZM141 168H142V166L140 167V169H141ZM143 168H144V167H143ZM143 168H142V169H143ZM153 168H154V167H153ZM156 168L158 169V167H156ZM159 168H160V167H159ZM173 168H174V167H173ZM177 168H178V167H177ZM189 168H190V167H189ZM195 168H196V167H195ZM248 168H250V167H248ZM63 169H64V168H63ZM68 169H69V171H70L71 167H69ZM74 169H75V166H74ZM74 169H72V170H74ZM76 169H77V168H76ZM127 169H128V168H127ZM130 169H132L131 166H130ZM167 169L169 170V168H167ZM182 169H183V168H182ZM190 169H191V168H190ZM246 169H247V168H246ZM7 170H10V168L8 167ZM30 170L33 171L34 169L30 168ZM88 170H89V169H88ZM105 170H104V171H105ZM113 170H114V167H113ZM113 170H112V172H111V171H108V172H111L112 174H114V173H113ZM115 170H116V169H115ZM119 170H122V167H121V169H119ZM119 170H118V171H119ZM133 170H134V169H133ZM148 170H149V168H148ZM150 170H152L153 172L150 171ZM150 170H149V171L144 170V171H145L146 173H147V172H148V173L152 172V173H150L151 175H152L153 173H156V171H154L153 169H150ZM160 170H161V168H160ZM160 170H159V172H160V175H159V176H161V171H160ZM163 170H165V169L163 168ZM176 170H177V169H176ZM185 170L187 171V169H185ZM185 170H184V171H185ZM23 171H24V172H27V169H24ZM32 171H31V172H32ZM35 171H36V170H35ZM74 171H75V170H74ZM106 171H105V172H106ZM126 171H127V170H126ZM128 171H129V170H128ZM131 171H132V170H131ZM131 171H129V172H131ZM135 171H136V170H135ZM174 171H175V170H174ZM177 171H178V170H177ZM228 171H229V169H228ZM233 171H234V170H233ZM9 172H10V171H8V173H9ZM31 172H30V173H31ZM63 172H64V171H63ZM67 172H68V171H67ZM67 172H66V173H67ZM108 172H107V173H108ZM114 172H117V171H114ZM119 172H120V171H119ZM129 172L124 173V174H121V177H122V178L124 177V179H125L126 181H128V178H129L130 176H131V179H132V177L134 176L133 171H132L133 176H132L131 173L128 174ZM141 172H143V171H141ZM166 172H167V171H166ZM166 172H164V173H166ZM168 172L171 173V171H168ZM175 172H176V171H175ZM175 172H174V173H175ZM181 172H182V170H181ZM0 173H1V172H0ZM3 173H4V172H3ZM5 173H6V170H5ZM28 173H29V170H28ZM89 173H90V172H89ZM138 173H139V172H138ZM164 173H163L162 175H165ZM172 173H173V171H172ZM176 173H178V172H176ZM46 174H47V173H46ZM49 174H48V177H50ZM67 174H68V173H67ZM70 174H71V173H70ZM102 174H103V172H102ZM108 174H110V173H108ZM125 174H126V175L128 174V175H127L128 178H126ZM136 174H137V172H135V176H136ZM157 174H159V173L157 172ZM168 174H169V173H168ZM23 175H24V174H23ZM122 175H124V176H122ZM129 175H130V176H129ZM138 175H139V174H138ZM140 175H141V174H140ZM140 175H139V177H143V173H142V176H140ZM144 175H146V174H144ZM153 175H155V174H153ZM179 175H180V174H179ZM223 175H224V174H223ZM0 176H1V175H0ZM10 176H11V175H10ZM42 176H43V175H42ZM54 176H53V178H54ZM67 176H68V175H67ZM90 176H91V175H90ZM106 176H107V175H106ZM146 176L148 177L149 175H146ZM159 176L157 175V177H159ZM166 176H167V175H166ZM169 176H170V175H169ZM175 176H176V174H175ZM221 176H222V175H221ZM257 176H258V175H257ZM44 177H45V176H44ZM58 177H60V176H58ZM71 177H72V176H71ZM115 177H116V175H115ZM147 177H145V180H147ZM163 177H164V176H163ZM167 177H168V176H167ZM179 177H180V176H179ZM258 177H259V176H258ZM21 178H22V176H21ZM51 178H52V176H51ZM51 178H46V179H48V180L50 179V181H53L54 179H51ZM75 178H76V177H75ZM108 178H109V177H108ZM134 178H135V177H134ZM164 178H165V177H164ZM174 178H175V177H174ZM221 178H222V177H221ZM30 179H31V178H30ZM37 179H38V178H37ZM44 179H45V178H44ZM56 179H57V178H56ZM56 179L54 180V182L56 181ZM60 179H61V178H60ZM131 179H130V180H131ZM140 179H141V178H140ZM143 179H144V177H143ZM154 179H157V178L155 177ZM168 179H169V178H168ZM170 179H171V178H170ZM170 179H169V180H170ZM175 179H176V178H175ZM180 179H181V178H180ZM187 179H188V178H187ZM248 179H249V178H248ZM7 180L10 181V177L5 176L3 184H5V182H6ZM16 180H17V179H16ZM125 180H121V179H120V180H119L120 183L117 182V184L119 185V184H121V182L123 183V181H124V183H125ZM134 180H135V179H134ZM134 180H133V181H134ZM138 180H139V179H138ZM145 180H144V181H145ZM150 180H151V179H149V181H150ZM158 180H159V179H158ZM160 180H161V179H160ZM163 180H164V179H163ZM189 180H190V179H189ZM189 180H188V181H189ZM237 180H239V179H237ZM251 180H252V179H251ZM45 181H46V180H45ZM50 181H49V182H50ZM88 181H89V180H88ZM116 181H117V180H116ZM139 181H140V180H139ZM142 181H143V180H142ZM147 181H148V180H147ZM147 181H146V182H147ZM13 182H14V181H13ZM49 182H47V183L49 184ZM64 182H65V181H64ZM130 182H132V181H130ZM146 182H144L143 185H144ZM178 182H179V181H178ZM182 182H183V180H182ZM190 182H191V181H190ZM51 183H53V182H51ZM51 183H50V184H51ZM110 183H111V182H110ZM124 183L122 184V186H123V185H124V186L126 185V183H125V184H124ZM133 183H135V181H134ZM141 183H142V182H141ZM150 183H151V182H150ZM163 183H164V182H163ZM168 183H170V182L168 181ZM171 183H173V182H171ZM223 183H224V182H223ZM262 183H263V182H262ZM8 184H9V183H8ZM48 184H47V185H48ZM54 184H55V183H54ZM54 184H53L52 186H54ZM69 184H70V183H69ZM129 184H130V183H128V185H129ZM135 184H136V183H135ZM135 184H133V185L135 186ZM139 184H140V183H139ZM146 184H147V183H146ZM146 184H145V186H146ZM159 184H160V182H159ZM159 184H158V185H159ZM174 184H175V183H174ZM174 184H173V185H174ZM176 184H177V183H176ZM61 185H62V184H61ZM63 185H64V184H63ZM67 185H68V184H67ZM133 185H132V183H131V185H130L129 187H132ZM141 185H142V184H141ZM143 185H142V186H143ZM148 185H149V182H148L147 186H148ZM154 185H155V184H154ZM154 185H153V189H154ZM160 185H162V182H161ZM177 185H178V184H177ZM260 185H261V184H260ZM260 185H259V186H260ZM0 186H2V185H0ZM52 186H51V187H52ZM55 186H58V184L56 183ZM65 186H66V185H65ZM69 186H70V185H68V188H69ZM71 186H72V185H71ZM76 186H77V185H76ZM110 186H111V185H110ZM134 186H133V187H134ZM142 186H141V188H142ZM149 186H150V185H149ZM155 186H156V185H155ZM180 186H181V185H180ZM240 186H241V185H240ZM246 186H247V185H246ZM45 187H46V186H45ZM59 187H60V186H59ZM63 187H64V186H63ZM112 187H113V186H112ZM115 187H116V186H115ZM118 187L120 188L121 185L118 186ZM135 187H136V186H135ZM150 187H152V186H150ZM150 187H149V188H150ZM159 187H160V186H159ZM159 187H158V188H159ZM185 187H186V186H185ZM49 188H50V187H49ZM54 188H56V187H54ZM143 188H144V187H143ZM143 188H142V189H143ZM177 188H178V187H177ZM259 188H260V187H259ZM44 189H45V188H44ZM59 189H60V188H59ZM70 189H71V188H70ZM104 189H105V188H104ZM117 189H118V188H117ZM117 189H115V190H116L117 192H119ZM123 189L125 190V188H122V191H123ZM128 189L130 190V188H128ZM131 189H132V188H131ZM142 189H141V190H142ZM146 189H147L146 187H145V189H143L144 192H145ZM160 189H161V188H160ZM162 189H163V187H162ZM213 189H214V188H213ZM30 190H31V189H30ZM135 190H136V189H135ZM143 190H142V191H143ZM149 190H150V189H149ZM155 190H156V188H155ZM163 190H164V189H163ZM171 190H172V189H171ZM177 190H178V189H177ZM18 191H19V190H18ZM63 191H64V190H63ZM63 191H62V192H63ZM106 191H108V190H106ZM112 191H114V187H113V190H112ZM131 191H132V190H131ZM133 191H134V190H133ZM142 191H141V193H142ZM151 191H152V188H151ZM234 191H235V190H234ZM234 191H233V192H234ZM56 192H57V191H56ZM110 192H111V191L109 190V193H110ZM120 192H121V191H120ZM120 192H119V194H122V193H120ZM124 192H125V191H124ZM134 192H135V191H134ZM144 192H143V194H146V193H144ZM152 192H153V191H152ZM168 192H172V191H168ZM107 193H108V192H106V194H107ZM115 193H116V192H115ZM126 193H127V192H126ZM128 193H131V192H128ZM128 193H127V194H128ZM139 193H140V191H139ZM147 193H148V189H147ZM156 193H158V191H157ZM172 193H175V192L173 191ZM207 193H208V192H207ZM59 194L61 195V193H59ZM64 194L66 195L67 193H64ZM104 194H105V193H104ZM137 194H138V193H137ZM152 194H153V193H152ZM152 194H151V195H152ZM161 194H162V193H161ZM182 194H183V193H182ZM25 195H27V194H25ZM33 195H34V194H33ZM51 195H52V194H51ZM128 195H129V194H128ZM128 195L126 196V198L128 197ZM138 195H139V194H138ZM155 195H156V194H155ZM157 195H158V194H157ZM157 195H156V196H157ZM211 195H212V194H211ZM47 196H48V195H47ZM54 196H55V195H54ZM54 196H53V197H54ZM57 196H59V195L57 194ZM62 196H63V195H62ZM106 196H107V195H106ZM106 196H105V198H106ZM121 196H123V195H121ZM124 196H125V193H124ZM146 196H147V195H146ZM171 196H172V195H171ZM238 196H239V195H238ZM2 197H3V196H2ZM69 197H70V196H69ZM134 197H135V196H134ZM139 197H142V195L140 194ZM139 197L137 196L138 199H139ZM144 197H145V195H144ZM144 197H142V198H144ZM65 198H66V197H65ZM105 198H104V199H105ZM107 198H108V197H107ZM112 198H113V197H112ZM120 198H121V197H120ZM122 198H123V197H122ZM129 198H130V197H128V200L131 201ZM160 198H161V197H160ZM166 198H167V197H166ZM177 198H178V197H177ZM180 198H181V197H180ZM235 198H236V196H235ZM237 198H238V197H237ZM14 199H15V198H14ZM24 199H25V198H24ZM29 199H30V197H29ZM62 199H63V198H62ZM113 199H114V198H113ZM124 199H125V198H124ZM144 199H145V198H144ZM181 199H182V198H181ZM250 199H251V198H250ZM60 200H61V199H60ZM126 200H127V199H126ZM133 200H134V198H133ZM177 200H178V199H177ZM231 200H232V199H231ZM66 201H67V200H66ZM110 201H111V200H110ZM110 201H109V203H110ZM139 201H140V202H141V201L143 202V200H141V198H140ZM158 201H159V200H158ZM169 201H170V200H169ZM28 202H29V201H28ZM28 202H26V203H28ZM63 202H64V201H63ZM142 202H141V204H143ZM144 202H145V201H144ZM176 202H177V201H176ZM7 203H8V202H7ZM11 203H12V202H11ZM29 203H30V202H29ZM48 203H49V202H48ZM55 203H56V202H55ZM65 203H66V202H65ZM67 203H68V202H67ZM115 203H116V201H115ZM228 203H229V202H228ZM53 204H54V203H53ZM53 204H51V205H53ZM59 204H60V203H59ZM129 204H131V203H129ZM137 204H139V203H137ZM144 204H145V203H144ZM239 204H240V203H239ZM66 205H67V204H66ZM105 205H106V203H105ZM114 205H116V204H114ZM164 205H165V204H164ZM24 206H25V205H24ZM29 206H30V205H29ZM106 206H107V205H106ZM209 206H210V205H209ZM238 206H239V205H238ZM254 206H255V205H254ZM254 206H252V207H253L252 210H255V207H254ZM26 207H27V206H26ZM56 207H57V206H56ZM127 207H128V206H127ZM137 207L139 208V206H137ZM141 207H142V206H141ZM16 208H17V207H16ZM49 208H50V207H49ZM68 208H69V207H68ZM143 208H144V207H143ZM227 208H228V207H227ZM243 208H244V207H243ZM31 209H32V208H31ZM45 209H46V208H45ZM124 209H126V207H125ZM127 209H129V208H127ZM141 209H142V208H141ZM141 209H139V210H141ZM158 209H159V208H158ZM222 209H223V208H222ZM241 209H242V208H241ZM18 210H19V209H18ZM42 210H43V209H42ZM217 210H219V209H217ZM8 211H9V210H8ZM105 211H106V210H105ZM141 211H142V213L144 212V210H141ZM141 211H140V212H141ZM158 211H159V210H158ZM258 211H259V210H258ZM26 212H27V211H26ZM126 212H127V211H126ZM221 212H222V211H221ZM251 212H253V211H251ZM260 212H261V211H260ZM6 213H7V212H6ZM54 213H55V212H54ZM104 213H105V212H104ZM127 213H128V212H127ZM222 213H223V212H222ZM253 213H254V212H253ZM255 213H256V211H255ZM22 214H23V213H22ZM51 214H52V213H51ZM56 214H58V213H56ZM67 214H68V213H67ZM67 214H66V215H67ZM107 214H110V213H107ZM140 214H141V213H140ZM143 214H144V213H143ZM204 214H205V213H204ZM206 214H207V213H206ZM251 214H252V213H251ZM103 215H104V214H103ZM215 215H217V214L215 213ZM261 215H263V214H261ZM252 216H253V215H252ZM254 216H255V214H254ZM254 216H253V217H254ZM8 217H9V216H8ZM49 217H50V216H49ZM105 217H107V219L110 218L109 216H105ZM186 217H187V216H186ZM259 217H260V216H259ZM40 218H41V217H40ZM64 218H65V217H64ZM64 218H63V219H64ZM153 218H154V217H153ZM45 219H46V218H45ZM60 219H61V218H60ZM107 219H106V220H107ZM252 219H254V218H252ZM126 220H128V219H126ZM182 220H183V219H182ZM224 220H225V219H224ZM232 220H233V219H232ZM32 221H33V220H32ZM52 221H53V219H52ZM59 221H60V220H59ZM187 221H188V220H187ZM211 221H212V220H211ZM27 222H28V221H27ZM40 222H41V221H39V223H40ZM54 222H55V220H54ZM107 222H108V221H107ZM126 222H127V221H126ZM205 222H206V221H205ZM212 222H213V221H212ZM215 222H216V221H215ZM244 222H245V221H244ZM254 222H255V221H254ZM259 222H260V220H259ZM12 223H13V222H12ZM48 223H49V222H48ZM127 223H128V222H127ZM134 223H135V222H134ZM134 223H133V224H134ZM179 223H180V222H179ZM181 223H182V222H181ZM203 223H204V222H203ZM248 223H249V222H248ZM248 223H247V224H248ZM43 224H45V223H43ZM140 224H141V223H140ZM149 224H150V223H149ZM170 224H171V223H170ZM206 224H208V223H206ZM254 224H255V223H254ZM257 224H258V223H257ZM64 225H66V224H64ZM182 225H183V223H182ZM202 225H203V224H202ZM209 225H210V224H209ZM212 225H213V224H212ZM258 225H259V224H258ZM3 226H4V225H3ZM42 226H43V225H42ZM190 226H191V225H190ZM218 226H219V225H218ZM230 226H231V225H230ZM250 226H251V225H250ZM255 226H257V225H255ZM261 226H262V225H261ZM10 227H11V226H10ZM49 227H50V226H49ZM173 227H174V226H173ZM177 227H178V226H177ZM187 227H188V226H187ZM194 227H195V226H194ZM199 227H200V226H199ZM252 227H253V225H252ZM44 228H45V227H44ZM230 228H231V227H230ZM258 228H259V227H258ZM173 229H174V228H173ZM195 229H196V228H195ZM245 229H246V228H245ZM250 229H251V228H250ZM259 229H260V228H259ZM259 229H258V230H259ZM131 230H132V229H131ZM185 230H186V229H185ZM236 230H237V229H236ZM252 230H253V229H252ZM254 230H255V229H254ZM258 230H257V231H258ZM40 231H41V229H40ZM55 231H56V230H55ZM65 231H66V230H65ZM125 231H126V230H125ZM192 231H193V230H192ZM210 231H211V230H210ZM241 231H243V230L241 229ZM250 231H251V230H250ZM250 231H249V232H250ZM257 231H256V232H257ZM44 232H45V231H44ZM60 232H61V231H60ZM60 232H59V233H60ZM136 232H137V231H136ZM211 232H212V231H211ZM244 232H248V231H244ZM251 232H252V231H251ZM32 233H33V232H32ZM34 233H35V232H34ZM56 233H57V232H56ZM68 233H69V232H68ZM206 233H207V232H206ZM241 233H242V232H241ZM23 234H24V233H23ZM80 234H81V233H80ZM182 234H183V233H182ZM246 234H247V233H246ZM19 235H20V233H19ZM194 235H195V233H194ZM218 235H220V234H218ZM55 236H56V235H55ZM58 236H59V235H58ZM62 236H63V235H62ZM185 236H186V234H185ZM223 236H224V235H223ZM240 236H242V235L240 234ZM253 236H254V235H253ZM45 237H46V236H45ZM59 237H60V236H59ZM186 237H187V236H186ZM65 238H66V237H65ZM189 238H190V236H189ZM191 238H192V237H191ZM251 238H252V237H251ZM256 238H257V237H256ZM78 239H79V238H78ZM179 239H180V237H179ZM217 239H218V238H217ZM185 240H186V239H185ZM187 240H189V239H187ZM259 240H260V239H259ZM52 241H53V240H52ZM65 241H66V240H65ZM177 241H178V240H177ZM230 241H231V240H230ZM254 241H255V240H254ZM66 242H67V241H66ZM213 242H214V241H213ZM262 242H263V241H262ZM215 243H216V242H215ZM260 243H261V242H260ZM68 244H69V243H68ZM72 244H73V243H72ZM9 245H10V244H9ZM22 245H24V244H22ZM161 245H162V244H161ZM216 245H217V244H216ZM216 245H215V246H216ZM252 245H253V244H252ZM18 246H19V245H18ZM63 246L65 247V245H63ZM162 246H163V245H162ZM165 246H166V245H165ZM48 247H49V246H48ZM76 247H77V246H76ZM167 247H168V246H167ZM218 247H219V246H218ZM17 249H18V247H17ZM58 249H59V247H58ZM58 249H57V250H58ZM67 250H68V249H67ZM58 251H59V250H58ZM160 251H161V250H160ZM43 252H44V251H43ZM140 252H141V251H140ZM36 253H37V252H36ZM56 253H57V252H56ZM141 253H142V252H141ZM60 254H61V253H60ZM153 254L155 255V253H153ZM159 254H161V253H159ZM17 255H18V253H17ZM48 255H49V253H48ZM58 255H59V254H58ZM20 256H21V255H20ZM23 256H24V255H23ZM68 256H69V255H68ZM68 256H67V257H68ZM18 257H19V256H18ZM50 257H51V256H50ZM2 258H3V257H2ZM26 258H27V257H26ZM47 258H48V257H47ZM68 258H70V257H68ZM20 259H21V258H20ZM23 259H24V258H23ZM44 259H45V258H44ZM62 259H63V258H62ZM64 259H66V258H64ZM97 259H98V258H97ZM39 260H40V259H39ZM59 260H60V259H59ZM153 260H154V259H153ZM153 260H152V261H153ZM214 260H215V259H214ZM21 261H22V264H23V260H21ZM25 261H26V260H25ZM53 261H54V260H53ZM64 261H65V260H64ZM166 261H167V260H166ZM168 261H169V260H168ZM216 261H217V260H216ZM27 262H28V261H27ZM40 262H41V261H40ZM42 262H43V261H42ZM56 262H57V261H56ZM98 262H99V261H98ZM164 262H165V261H164ZM24 263H25V262H24ZM154 263H155V262H154ZM214 263H215V262H214ZM19 264H20V263H19ZM62 264H63V263H62ZM64 264H65V262H64Z\"/></svg>", "mask_w": 264, "mask_h": 264}]
</instances>
